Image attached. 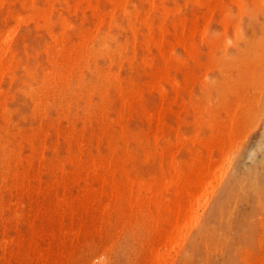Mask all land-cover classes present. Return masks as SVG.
<instances>
[{
  "label": "rangeland",
  "instance_id": "374dc122",
  "mask_svg": "<svg viewBox=\"0 0 264 264\" xmlns=\"http://www.w3.org/2000/svg\"><path fill=\"white\" fill-rule=\"evenodd\" d=\"M24 1L23 0H20V1L19 0H13V1L12 0H0V2H2V3H0V6L1 5L3 6V7L1 6V8H0V32H1V35H0L1 36L0 37V48H1L0 49V51H1L0 52V58H2V56H5L2 58V61L4 62V64L6 62L7 63L9 62L8 64L7 63L5 64V68H3L4 70H2V66H0V71H1L0 74L2 73V71L5 72V73H2L0 75V79H1L0 80V84H1L0 85V91L4 92V93L0 92L1 93L0 94V100H1L0 101V116H1L0 117V128H1L0 129V143H1L0 144V155H1L0 156V188L2 190V191L0 190V192L2 194V195H0V207H1L0 211L2 210L1 215H0L1 216L0 217V261H1L0 264H54V263H56V264H94V263L97 264L98 261L101 264V262L103 260L104 261L102 262V264H105V263L106 264H150L151 258H152L151 254L153 252H155L156 249L159 250V253L160 252L162 253V254L160 253L161 254L160 260H159L160 262L158 264H163V263L165 264V261H167L166 264H264V0H197V3H195L196 0H191L192 3L190 0H187V1L185 0V4H184V0H178V1L177 0H174V1L173 0H166V1L164 0L163 3L166 6L162 3L163 0H118V1L117 0H107V1L106 0H99V1L97 0V2H96V0H89V2L86 1L87 3L84 0L85 5H84V2H82V0L81 1L76 0L77 3L75 2V0H67V1L66 0H63V1L62 0H50V1H48V0H26L25 1L26 3ZM79 1H80V3H79ZM112 1H113V3H111ZM121 1L123 2L122 3L123 7L121 6L122 5ZM198 1H199V4H198ZM221 1H223V2H221ZM235 1L243 3L242 6L237 4ZM9 2H11V3L13 2V4H11ZM22 2L24 5H21ZM48 2H50V3H48ZM116 2H117V4H114ZM189 2H190V4H188ZM230 2H232V3H230ZM234 2L236 3V5H234L235 4ZM52 3H53V6H52ZM88 3H91L92 6H89ZM96 3H98L97 6H96ZM127 4H129L130 6ZM200 4H202V5H200ZM8 5H10V6H8ZM66 5L67 6L69 5V6L65 7ZM75 5H77V6L79 5V8ZM114 5H115V8L118 7L119 9H117V8L115 9ZM125 5H126V7H125ZM191 5H193V6H191ZM112 6H113V8H112ZM153 6H155V7H153ZM158 6H159V8H158ZM161 6H164L165 8L164 7L160 8ZM203 6H206V7H203ZM243 6H244V8H242ZM7 7L11 8V9L9 10V8H7ZM69 7H72V9ZM186 7H187V9H186ZM23 8L25 11L23 10ZM90 8L91 9L96 8V10L95 9L91 10ZM97 8H99V9H97ZM129 8H130V10H129ZM135 8L138 11V12H136V11L135 12L139 15H136V16L133 15V14H135V12L133 11ZM69 9H70V11H69ZM79 9L81 11L83 10V12H80ZM33 10L37 15L39 14V16L40 15L45 16V14H46L45 17H47V21L49 20L50 22L49 21L47 22L46 19H44L41 16L39 18V16L34 14ZM50 10L52 11V13ZM97 10H98V12H97ZM127 10L130 11V13H128ZM170 10H171V12H170ZM208 10L209 11L211 10V11L209 12ZM74 11H75V14H74ZM153 11L155 14L153 13ZM37 12H39V13H37ZM40 12L42 14H40ZM94 12H97L98 14L100 12L99 15H102V16H99L97 13H94ZM167 13H169V14H167ZM176 13L177 14L179 13V14L177 15ZM180 13H182V14H180ZM207 13H209V15H207ZM3 14H4V16H3ZM23 14H25V15L27 14V15L25 17H23L24 16ZM29 14H30V16H29ZM91 14H93L94 16ZM105 14H107L106 15L107 17H105ZM242 14H243V16H242ZM16 15H17V18H15ZM32 15H33L34 20H32L33 19ZM71 15L73 17H71ZM152 15H153V17H152ZM160 15H161V17H160ZM167 15H168V17H167ZM172 15H173V17H172ZM13 16H14V18H11ZM20 16L22 18H24L23 20L25 22L23 20H20L21 19ZM131 16L133 19L131 18ZM197 16H200V17H197ZM63 17L66 19H64ZM98 17L100 19H98ZM147 17H148V20H147ZM141 18H143L144 20L146 18L145 22ZM172 18L174 19L173 21H172ZM27 19H28V21L26 22ZM129 19H130V21L131 20L132 21L130 22ZM18 20H19V22H18ZM122 20L124 22H122ZM163 20H164V22H163ZM170 20L172 21V23H170ZM190 20H192V21L194 20L198 27L195 25L194 21L191 22ZM64 21H65V23H63ZM185 21H187L188 23ZM60 22L62 25H60ZM98 22H99V26H97ZM151 22H153V23H151ZM158 22H160V23H158ZM161 22H162V24H161ZM26 23H28V24L26 25ZM38 23L41 24V28L37 26V25H39ZM109 23H113V24L109 25ZM149 23H150V25H149ZM165 23H167V24H165ZM64 24H65V26H64ZM103 24H105V25H103ZM128 24L130 26H128ZM151 24L154 25L155 28ZM159 24L163 25L165 27H162ZM71 25H73V26L71 27ZM90 25H91V27H90ZM171 25L174 27H172ZM177 25H178V27H176ZM115 26H116V28H115ZM117 26H119L120 28L122 27V29H119V27H117ZM36 27H38V28H36ZM111 27H113V28H111ZM135 27H136V29H135ZM160 27L163 29H161ZM192 27H193V30L191 29ZM194 27L199 28L200 30H196V29H194ZM11 28H12V31H11ZM15 28H16V30H15ZM64 28H65V30H64ZM152 28H154L155 31ZM164 28L168 29L169 31L168 30L165 31ZM150 29L153 30L154 32L150 31ZM174 29L176 31H174ZM61 30L64 32L61 33L62 32ZM84 30H85V32H84ZM87 30H89L88 32L90 33V35H89V33H87ZM91 30H94L93 33H95V34H93ZM123 30H125V32ZM135 30L136 31L138 30V33ZM194 30H195V33H194ZM4 31H6V32L8 31L7 32L8 34ZM79 31H81V32L78 33ZM147 31L148 32L150 31V32L148 33ZM198 31H200V32H198ZM15 32H16V34H15ZM107 32H108V34H107ZM126 32H128V33H126ZM132 32L134 33V36H133ZM184 32L186 34H184ZM3 33L6 35V37ZM11 33L14 35L12 36ZM140 33L142 35H140ZM146 33H147V35H146ZM151 33L152 34L154 33V35H153L154 38L152 37ZM76 34H78V35H76ZM102 34L105 35V36H103L104 38H106V36H107L106 41H103V42L100 41V40H103L102 39L103 37H101ZM110 34H112L111 36L113 38L109 36ZM174 34L178 38H179L180 34H182L181 37L184 35L185 40H183L184 38H182L183 41H181V37H180V41H179V39L176 36L174 38ZM200 34L201 35L203 34V36H201ZM7 36L9 39L7 38ZM34 36H36V37H34ZM38 36H41V37H38ZM78 36H80V37H78ZM144 36H145V38H144ZM146 36H147V38L150 36L149 37L150 39L148 40L146 38ZM62 37L64 40L62 39ZM192 37L194 39H192ZM55 38H57L56 39L57 41L55 40ZM201 38H202V40H201ZM3 40H5V41H3ZM111 40H113L114 42ZM193 40H195V41H193ZM15 41H16V43H15ZM55 41L58 43H56ZM115 41H116V43H115ZM151 41H155V43L158 42L157 43L158 47H156L157 44H155L154 42L152 44ZM167 41H169V43ZM10 42H11V44H9ZM81 42H82V44H81L82 46L79 44ZM111 42H113V43H111ZM124 42L127 43L128 45L126 46V44ZM142 42H144V43H142ZM148 42H149V44H148ZM141 43H142V45H141ZM180 43L182 45H180ZM84 44H86V45H84ZM146 44H147V46H146ZM159 44L161 46H159ZM164 44H166V46ZM7 45L9 46V48L7 47ZM46 45H49V49H48V46L46 47ZM83 45H84V47H83ZM136 45H137V47H136ZM139 45H141V48L139 47ZM183 45H184V47H183ZM50 46H52V47H50ZM66 46H67V48H66ZM105 46H106V48H105ZM116 46H117V48H116ZM125 47H127V48H125ZM160 47H162V49ZM112 48H114V49H112ZM134 48H135V50H134ZM186 48H188V49H186ZM190 48H191V50H190ZM46 49H47V51H45ZM52 49H54V50H52ZM71 49L72 50L74 49V50L72 51ZM93 49L95 51H93ZM146 49H148V50L150 49L149 50L150 52H148V50H146ZM158 49H160V50H158ZM4 50H5V52H4ZM11 50H13V51H11ZM50 50H52V52ZM75 50H77V52H75L77 54L74 53ZM84 50H86V52H84ZM90 50H91V52H90ZM78 51H79V53H78ZM117 51H119V52H117ZM159 51H160V54H159ZM161 51H162V53H161ZM36 52H37V54H36ZM57 52L59 53V55ZM60 52L63 54H60ZM108 52H109V54H108ZM188 52L190 53V55ZM1 53L4 55H2ZM88 53H90V55H88ZM102 53H103V55H102ZM111 53H113V54L111 55ZM120 53H122V55ZM191 53H192V55H191ZM81 54H83V56ZM104 54L109 55L108 56L109 58L108 57L106 58L107 55H104ZM162 54L164 56L166 54L165 57H168V60ZM26 55L29 56V58H27ZM160 55H161V57H160ZM193 55H194V57H192ZM93 56L94 57L96 56L97 58H94ZM113 56L115 58H113ZM162 56H163V58H162ZM188 56H190V57H188ZM47 57H48V59H47ZM134 57H135V59L136 58H138V59H136V61H135ZM146 57H147V59H145ZM148 57L150 59L154 58V59H152L153 61L151 60L152 61L151 62L150 59H148ZM56 58L58 61L56 60ZM62 58H64V59L60 60ZM72 58H75L76 62L74 60H72ZM111 58H113L112 59L113 61L111 60ZM21 59H22V61H21ZM90 59H91V61H89ZM119 59L122 61V62L120 61L122 64L119 62ZM128 59H130V60H128ZM64 60H66V61L64 62ZM93 60L95 62H93ZM17 61H18V63L20 61V63L18 64ZM51 61L55 62V64ZM67 61H68L69 65L72 63V65H70L71 67H69V65L66 64ZM73 61H74V63H73ZM197 61H198V63H197ZM111 62H112V64H111ZM141 62H143V63H141ZM145 62H146V64H145ZM149 62L151 64H149ZM21 63H22V65H21ZM57 63L60 65H58ZM27 64H29V65H27ZM78 64H80V65H78ZM117 64H121V65H117ZM137 64H138V66H137ZM200 64L203 65L202 66L203 68H201ZM8 65H10V67ZM36 65H37V68H36ZM26 66H27V68H26ZM108 66H111V67L109 68ZM132 66H133V68H132ZM144 66H146V67H144ZM54 67L56 69H53ZM176 67H179V69ZM16 68H18V70ZM49 68H50V70H49ZM68 68H69V70H68ZM78 68L81 71L78 70ZM138 68H139V71H138ZM194 68H196V69L194 70ZM14 69L17 71H14ZM71 69L74 72H72ZM108 69L110 71H108ZM166 69L170 72H168ZM34 70L36 73H34ZM44 70L46 73L44 72ZM65 70H66V72H65ZM96 70L99 71V73ZM128 70H130L131 72ZM48 71L49 72L51 71L52 73L51 72L49 73ZM62 71H63V73H62ZM76 71H77V73H76ZM143 71L146 72L147 75L145 73H143ZM27 72H28V74H27ZM47 73H49V74H47ZM53 73H54V75H53ZM78 73L80 74L79 77H78ZM100 73H102V74L104 73L103 77L100 76L101 75ZM106 73L108 74L107 76H106ZM5 74H7V75H5ZM31 74H32V76H31ZM44 74H47L50 76H47V75L44 76ZM14 75H15V79H14ZM57 75H58V77H61V78L58 79ZM67 75H69V76H67ZM72 75H74V78ZM149 75H151V77H149ZM162 75H163V77L167 76V80H165L166 78H163ZM10 76H12V77H10ZM104 76L107 78L106 80H104L105 79ZM68 77H70L71 79ZM109 77H110V79H109ZM52 78H53V80H51ZM76 78H77V80H76ZM123 78H125V79H123ZM153 78L156 79L155 81H157V82H155L153 80ZM35 79H37L38 81ZM108 79H109V81H107ZM158 79L160 82L158 81ZM43 80H44L45 84L42 83ZM46 80H47V82H46ZM129 80H130V82H129ZM48 81H50V82H48ZM118 81L120 83H118ZM57 82L62 83V84H59ZM66 82H68V84H66ZM105 82L107 85L105 84ZM108 82L110 84L112 82V84H111L112 86L109 85ZM132 82L134 83V85ZM147 82H148V85H147ZM184 82H185V84H184ZM23 83H26V84H23ZM47 83H48L49 88L47 86ZM49 83L51 85L53 83V85H52L53 87L50 86ZM81 83H83V84L80 85ZM54 84H58V85H54ZM101 84H102V86H101ZM143 84L144 85L146 84L147 86L146 85L144 86ZM25 85H27V86H25ZM41 85L42 86L44 85L45 89H44V86L42 87ZM63 85L66 88H64ZM94 85H96V86H94ZM39 86L41 87V89ZM115 86L117 88L118 87L123 88L122 92H124V93L121 92V88L118 90H115L116 89ZM149 86H151V87H149ZM31 87H32V90H31ZM82 87H83V91L81 90ZM107 87H109V88H107ZM138 87H140L139 90H138ZM147 87H148L149 91H147ZM183 87H185V88H183ZM142 88H143V91H142ZM152 88H154V89H152ZM189 88L192 90V92ZM46 89H49V90H46ZM96 89L98 90L99 93L97 92ZM129 89H130V92H129ZM136 89L138 91H141V95H139L140 92H138ZM37 90H39V91H37ZM45 90L48 92L51 90L53 92V94L51 93V91H50V93L47 94V92H45ZM54 90H55V93H54ZM56 90H57V92H56ZM176 90H177V93H176ZM24 91H25V94H24ZM26 91H27V93H26ZM89 91L92 93L94 91H96V92H94L95 94L94 93L91 94ZM105 91H106V93L102 94V92H105ZM36 92L39 94H37ZM135 93H136V95H135ZM40 94L42 97L40 96ZM54 94H56V95H54ZM107 94H108V97H107ZM159 94L162 95L161 98L159 97V96H161ZM28 95H29V97H28ZM73 95H75V96H73ZM95 95L96 96L98 95V97H96ZM121 95L123 96L122 98H121ZM137 95L142 96L143 99H142V97L137 98ZM6 96L7 97L9 96V97L7 98ZM34 96H36L37 98ZM47 96L50 98H48ZM53 96H55V97H53ZM67 96L69 99L66 98ZM76 96L78 97V99ZM92 96H94V97H92ZM73 97H74V99H73ZM123 98L126 101L122 100ZM130 98H132L133 100L131 99V101H130ZM102 99H103V101H102ZM35 100H38V101L35 102ZM78 100H80V101H78ZM86 100H88V102ZM104 100H105V102H104ZM127 100H128V102H127ZM142 100H143V102H142ZM45 101H47V102H45ZM101 101H102V103L103 102L104 103L102 104ZM92 102H93V104H92ZM111 102L113 103V105ZM46 103H47L48 107H47ZM51 103L53 104L54 107L51 105ZM64 103H65V105H64ZM67 103H68V105H66ZM76 103L79 104V107H78V104H76ZM89 103H91V105ZM124 103H125V106H124ZM174 103H176V104L174 105ZM40 104H42V105H40ZM169 104H170V106H169ZM85 105H86V107H85ZM89 105H90V107H89ZM106 105H108V106L112 105V106L108 107ZM134 105H135V107H134ZM184 105H185V107H184ZM190 105H193V106H190ZM45 107H46V109H45ZM100 107H103L102 111L99 110V109H101ZM107 107L109 110L106 109ZM142 107L144 110H147V111H144L142 109ZM7 108H8V111L6 110ZM61 108H62V110H60ZM64 108H65V110H63ZM80 108H81V110H79ZM179 108H181V109H179ZM33 109H36V110H33ZM48 109H49V111H48ZM183 109H184V111H183ZM32 110L35 112H33ZM93 110H94V112H93ZM159 110H161L162 112L160 113ZM163 110H165L166 114L164 113ZM39 111L41 112L40 114L38 113ZM56 111H58V112H56ZM104 111H105V113H104ZM110 111H111V113H110ZM126 111L127 112L129 111V112L127 113ZM158 111H159V113H157ZM186 111L190 114H187ZM43 112L45 115H43ZM45 112L47 113V115ZM172 112H174V114ZM4 113L8 114V115H5ZM91 113H92V115H91ZM93 113H95V114H93ZM106 113H108V114H106ZM154 113H155V115L157 113V115L154 116L153 115ZM73 114H74L75 118L73 117ZM117 114H118V116H117ZM146 114H147V116H146ZM162 114H164L165 116H163ZM2 115H4V116H2ZM90 115H91V117H90ZM106 115L110 116V117L108 116L109 120L107 119ZM143 115H144V117H143ZM160 115H162L161 119H160ZM33 116H35V118ZM67 116L71 119L69 120V118ZM87 116L90 118H87ZM100 116H101V118H100ZM148 116H150V117L147 118ZM57 117H58V119H57ZM102 117H103V119H102ZM117 117H119V119H117ZM162 117L164 119H162ZM66 118H67V120H66ZM112 118H113V120H112ZM115 118L117 119V121L119 120V122H117ZM151 118L155 122L151 121L152 120ZM178 118L182 121H180ZM73 119L77 123L74 122ZM100 119L104 124H102V122H101V125H100ZM148 119H151V120H148ZM165 119H166V121H165ZM114 120H115V122H114ZM72 121L74 124L72 123ZM111 121H112V123H111ZM176 121L178 124L176 123ZM7 122H8V124H7ZM10 122L11 123L14 122V123L11 124ZM148 122L149 123L153 122V123L150 125ZM58 123H59V125H58ZM161 123H163V125ZM180 123L182 126L180 125ZM72 124L74 125L73 127H72ZM104 125H106L105 127H107V126L108 127L106 129H103V128H105ZM113 125H115V127ZM122 125H123V127H122ZM160 125L163 127H161ZM178 125H179V127H178ZM13 126H16V127H13ZM156 126H157V128H156ZM29 127H30V129L33 128V130H30ZM83 127H86V129L84 128L86 132L88 129L87 133H85V131L82 130ZM90 127H91V129H90ZM24 128H26V130H24ZM45 128H47V129H45ZM109 128H110V130L108 131ZM34 129H36V130H34ZM41 129H42L43 133L41 132ZM44 129L48 130V131L46 132ZM2 130H4V131H2ZM25 131H27L26 133H28V135H26V136H28L27 139L25 136V134H26ZM100 131H101V133H100ZM152 131H154V132L157 131L156 133H158V134L156 135V133L154 134ZM4 132H6L8 135L6 136V133H4ZM17 132H20V134ZM147 132H148V134H147ZM150 132H152V133H150ZM161 132L163 133V135ZM22 133H23V135H21ZM37 133H38V135L36 137ZM68 133L71 136V138L69 137V135H66ZM71 133L73 135V138H72ZM108 133L110 135H108ZM134 133H136V134H134ZM145 133H146V135H145ZM44 134H46V136ZM55 134H56V136H55ZM59 134L62 135L63 137L62 136L60 137ZM76 134H77L78 138H76ZM91 134H93V135L95 134V135L94 136L92 135L90 137ZM34 135L36 138L34 137ZM39 135H41V136H39ZM96 135L97 136L99 135V136L97 137ZM154 135H155V137H154ZM13 136H15V137H13ZM66 136H68V137H66ZM9 137H10V139H8ZM45 137H46V140H45ZM103 137H104V139H103ZM123 137H124L125 141L123 140ZM32 138H33V140H32ZM66 138H69V139H66ZM87 138H90V140ZM146 138H148V139L151 138V139L146 140ZM56 139L59 142H56L57 141ZM79 139H80V141H79ZM69 140L71 141L70 143H68ZM192 140L195 142H193ZM97 141H99V142H97ZM7 142H8V144H7ZM29 142H30V144H29ZM53 142L56 144L55 148H54ZM108 142L110 143V145L108 144ZM154 142H156V143H154ZM179 142H181L182 146L179 145L180 144ZM4 143H6L7 145H2ZM118 143H119V146H118ZM194 143H195V146H194ZM16 144H18V145H16ZM31 144H33L34 146ZM41 144L43 146V149H41L42 148ZM77 144H78V146H77ZM85 144H87V146ZM19 145L23 148H21ZM30 145H31V147H30ZM17 146H19L20 148ZM46 146H48V148H45ZM70 146H71V148H70ZM81 146L82 147L84 146V147L82 148ZM36 147L38 149H34ZM105 147H106V149H105ZM115 147H116V149H115ZM17 148H19V149H17ZM70 149H72V151ZM85 149H87L88 152ZM156 149H158V150L156 151ZM9 150L11 152L14 150L13 151L14 154H13V152L11 154V152ZM80 150H81V152H80ZM82 150H84V152ZM4 151H5V154L6 153L8 154L10 152L9 155H11V157H7L8 155L7 156L4 155ZM36 151H38V153L41 152L40 153L41 155L38 154ZM124 151H126V152H124ZM177 151H178V153H177ZM33 153H35V154H33ZM81 153H83V154H81ZM161 153L163 155L168 153V155L163 156ZM70 154H71V156H70ZM100 154H101V156L103 155V157H101ZM146 154H147V156H146ZM170 154H171V157H170ZM15 155L17 156V159H16ZM67 155L69 156L68 161L66 159V158H68ZM129 155H131V156H129ZM151 155L153 157H151ZM191 155L193 158L191 157ZM27 156H28V158L30 156V158L27 159L26 158ZM33 156H35V157H33ZM53 156H54V158H53ZM76 156H77V158H76ZM124 156H127L128 158L124 157ZM167 156L169 157V159ZM197 156L198 157L201 156V158L199 157V159H198ZM13 157L15 158V160H17V162L14 161ZM95 157H96V159H95ZM2 158H3V160H2ZM45 158L47 159V161ZM70 158H72V160H73L72 164H71L72 160ZM103 158H105V159H103ZM160 158H161V160H160ZM48 159L52 162H50ZM75 159H78V160H75ZM111 159H113V160H111ZM191 159H193L192 161H194L195 166L196 165L199 166L200 164L204 165V166L208 165L207 172L205 171L203 173V176H202V177H204V180H203V178L201 180L202 182H204V183H202L203 189L201 191V187H199V188H197L199 190H196V193H195L194 199L198 198V200H195L193 202V211H194L193 215L196 218L193 217L194 222L190 221V224L186 222L187 224L185 223L184 227L181 229L182 232L180 231V233H179L181 235L183 233V236H181L179 234H178L179 236L175 235L176 239H174V241L175 240L176 241L175 242L173 241L171 243V246H167L170 244L165 242V238H166L167 234L169 232L171 233V231H172L170 225L167 223V219H170V218L168 217L167 214L163 213L162 217L164 218V220L160 221L158 224L155 225V223L152 220L156 216V211H155L153 205L147 204L146 200H147V197H149V194L144 192V191L141 192V195L139 196V197H141V201L143 202V205H141L137 208V205L134 203V205H132V209H130L128 204H127V201H126L127 200L126 199L127 194H124L125 193V186H126V176H130V178L133 180L134 179L136 180V178H137V181L134 180V182H137V183L142 182V184H147V183L151 184V182H153L154 184L152 183L151 185H154L156 187V189H158L160 186L159 181H161L162 174L164 176L168 174L171 163L177 164V162H178L180 165H182V166L187 165L186 167H188V164L192 163V161L190 162ZM209 159L211 162L209 161ZM41 160H43V163L41 162ZM44 160H45V162H44ZM88 160H89V162H88ZM92 160H94V161H92ZM127 160H128V162H126ZM82 161H83V163H82ZM187 161L189 162L188 164H187ZM206 161H207V163H206ZM8 162H10L11 165ZM29 162L31 164L28 166L27 164ZM57 162H60V163H57ZM94 162H95V164H94ZM103 162H105V163L102 164ZM1 163L3 165L4 164H6V165L3 166V165H1ZM18 163L22 167L24 165L25 169L23 168L24 169L23 170L22 167L18 165ZM21 163H23V165ZM63 164H64V166H63ZM112 165H113V167H112ZM43 166H44V168H43ZM51 166H54L55 169L53 167L51 168ZM91 166H92V168H91ZM30 167H31V169H30ZM61 167L63 170L61 169ZM74 167H76L75 168L76 170L74 169ZM87 167L89 168L88 171H87ZM161 167L163 169H161ZM26 168H28V169L26 170ZM78 168H79V170L80 169L81 170L80 171L77 170ZM94 168H96V169H94ZM16 169L18 171H16ZM34 169H36V170L33 172ZM50 169H52V170L50 171ZM59 169H60V172H59ZM100 169L101 170L104 169V171H105V169H107V170L109 169L108 173L111 172V174H114V176H116V179H115V177H114V179L116 180V182L119 185V188H120L119 191L121 192V194L123 192L122 195L118 196V199L115 200L113 197V190L112 189L114 186H112L113 185L112 183L110 184V182H109L110 180L107 181V184L104 187V190H103L104 193L103 194L100 193L101 188H102V184L100 183V181L97 178L98 174L102 172ZM127 170L130 171V172L128 171L129 174H128ZM163 170H165V172ZM22 171L24 174H26V172L28 174H26V176L25 175L23 176ZM69 171L74 176L72 174H70ZM73 171L75 173H73ZM125 171L127 173H125ZM162 171H163V173H162ZM5 172H7V173H5ZM53 172L55 175L53 174ZM2 173L4 174V176ZM16 173H17V175H15ZM65 173H67V174H65ZM78 173H80L81 175ZM92 173L95 175H93ZM61 174H62V176H61ZM68 175H69L70 180L68 179ZM149 175L151 176V178ZM213 175H214V178H213ZM10 176L13 178V180L11 179ZM79 176H81V177H79ZM108 176H110V174ZM24 177H26V178H24ZM29 177L31 179H29ZM64 177L66 178V181H64L65 180ZM72 177L73 178L76 177V179L74 178V180H73ZM205 177L207 178V180ZM21 178H24V179H21ZM39 178H40V180H39ZM85 178L88 181H86ZM36 179H38V180H36ZM154 179L156 181L158 179L159 181L156 182ZM20 180H22V181H20ZM2 181L6 182V183H3ZM23 181H24L25 186L23 184ZM68 182H70V183H68ZM13 183H15V184L13 185ZM205 183L207 184L206 186H205ZM65 184L67 186H65ZM19 185H21V186H19ZM208 185H210L211 187L209 186L207 188ZM34 186H36V187H34ZM64 186H65V188H64ZM84 186H85V189H84ZM3 187H7L8 189L3 188ZM25 187L27 189L29 187L30 190L28 189L29 190L28 191ZM47 187H49V189ZM155 187H154V189H155ZM160 187L162 188V186H160ZM40 188H42V190ZM161 188H159L158 191H159V195L161 197L160 204L162 205V210H163L165 204L172 206V203L174 202V199H173L174 196H173L172 191L170 189H168L169 190L168 191L167 189H164V188L161 189ZM20 189H22V190H20ZM69 189H70V191H69ZM86 189L87 190L89 189V190L87 191ZM110 189L112 190V192ZM23 190H24V193L26 191L27 192L25 194H23ZM43 190H44V192H43ZM46 190H48V191L46 192ZM95 190H96V192H95ZM105 190H106V192H105ZM8 191L10 192L9 194H7ZM49 192H50V194H49ZM108 192H109V194H108ZM200 192H203V193L200 194ZM26 194H27V196H26ZM37 194H38V196H37ZM63 194L69 196L70 198L63 195ZM90 194H92V195H90ZM21 195H22V198L20 197ZM83 195H84V197H83ZM111 195H112V197H111ZM198 195H200V196H198ZM31 196H33V197H31ZM44 196H46V197L44 198ZM109 196L111 199H109ZM18 197L20 198L19 200H18ZM27 197H28V199H27ZM37 197H38V200H37ZM56 198H58V199H56ZM59 198H60V200H59ZM86 198H88V199H86ZM92 198L95 200V202ZM99 198H100V200H99ZM54 199H55V201H54ZM64 199H66V200H64ZM166 199H167V201H166ZM203 199H204V201H203ZM70 200H72L71 202H73V203H70ZM90 200H91V202H90ZM28 202H29V204H28ZM33 202H36V203H33ZM62 203H63V205H62ZM83 203H85V204H83ZM23 204H24V207H23ZM40 204L42 207L39 206ZM86 204L88 207L86 206ZM30 205H31V208H30ZM56 205H58V206H56ZM71 205H72V207H71ZM9 206H11V207L9 208ZM148 206H150V207H148ZM59 207H60V209H58ZM194 207H195V209H194ZM63 208L65 211L63 210ZM196 208H197V210H196ZM71 209H72V211H71ZM141 209H142V211H141ZM39 210H41V211H39ZM47 210H48V215H47ZM21 211H23V213ZM63 211H64L65 215H64ZM70 212H72V213H70ZM130 212H132L133 215H132V213L129 214ZM82 213H83V215H82ZM14 214H16V215H14ZM48 216H50V217H48ZM136 216H138V217H136ZM9 217H11V218H9ZM46 217H47V221H46ZM32 218H34V219L32 220ZM49 218H50V220H49ZM96 218H97V220H96ZM4 220H6V221L4 222ZM16 220H18V222H17L18 224L16 223ZM32 223H33V225H32ZM50 224H52V225H50ZM123 224L125 227L123 226ZM2 225H4V226H2ZM27 225H29V226H27ZM72 226H73V230H72ZM96 226H97V228H96ZM188 226H189V228L187 229ZM33 227H35V228H33ZM100 227H101V229H100ZM77 228L79 229L78 231H77ZM190 228H192V229H190ZM31 229H33V230H31ZM51 229H53V230H51ZM150 229H151V231H150ZM160 229H161V231H160ZM21 230H22V232H21ZM148 230L150 232H148ZM32 231L34 233H32ZM69 231H71V232H69ZM53 232H55V233H53ZM63 234L65 235V237ZM149 235H150V237H149ZM31 236H33V237H31ZM53 237H54V239H53ZM100 237H101V239H100ZM178 237H181V238L178 239ZM185 237H186V240H185ZM30 238H32V239H30ZM13 239H15V240H13ZM77 239H79V240H77ZM177 240L178 241L180 240L181 242L178 243ZM11 241H13V242H11ZM138 241H139V243H138ZM141 241H142V243H141ZM4 242H5V244H4ZM72 242H73V244H71ZM142 244H143V246H142ZM164 244H166L167 248H165L166 246ZM20 245H22V246H20ZM57 245H59V246H57ZM148 245L150 246V248ZM2 246H3V248H2ZM157 246L158 247L160 246V248H162V249L160 250ZM161 246H163V247H161ZM177 246H179V247H177ZM142 248H143V250H142ZM61 249H63V251ZM44 250H45V252H44ZM169 250H170V253H169ZM28 252H29V254H28ZM61 252H63V253H61ZM103 252H105V254ZM166 252H167V254H166ZM147 253H149V254H147ZM162 255L165 257H163ZM27 256H28V258H27ZM98 256H99V258H98ZM167 256L168 257L171 256V257H169L170 259L166 258ZM11 257L13 258L12 260L10 259ZM19 257H20V259H19ZM38 257H40V258H38ZM45 258H47V259H45ZM51 258H53V259H51ZM146 258L149 259L150 262H149V260H146ZM97 259H98V261H97Z\"/></svg>",
  "mask_w": 264,
  "mask_h": 264
},
{
  "label": "bare ground",
  "instance_id": "6f19581e",
  "mask_svg": "<svg viewBox=\"0 0 264 264\" xmlns=\"http://www.w3.org/2000/svg\"><path fill=\"white\" fill-rule=\"evenodd\" d=\"M12 1H13V0H12ZM19 1H20V0H19ZM23 1H24V0H23ZM25 1H26V0H25ZM25 1H24V2H25ZM48 1H50V0H48ZM62 1H63V0H62ZM66 1H67V0H66ZM77 1H78V0H77ZM80 1H81V0H80ZM80 1H79V3H80ZM86 1L89 2V0H85V2H86ZM98 1H99V0H98ZM106 1H107V0H106ZM106 1H105V2H106ZM117 1H118V0H117ZM165 1H166V0H165ZM173 1H174V0H173ZM177 1H178V0H177ZM186 1H187V0H186ZM190 1H191V0H190ZM34 2H35V1H34ZM69 2H70V1H69ZM75 2H76V0H75ZM82 2H84V0H82ZM82 2H81V3H82ZM85 2H84V5H85ZM87 2H86V3H87ZM96 2H97V0H96ZM160 2H161V1H160ZM163 2H164V0L162 1V3H163ZM193 2H194V1H193ZM221 2H223V1H221ZM235 2H236L237 4H239V5H241V6H242V4H243V3H241V2H237V1H235ZM235 2H234V3H235ZM0 3H2V2H0ZM9 3H11V2H9ZM25 3H26V2H25ZM48 3H50V2H48ZM76 3H77V2H76ZM79 3H78V4H79ZM103 3H104V2H103ZM111 3H113V1H112ZM122 3H123V2L121 1V4H122ZM124 3H125V2H124ZM155 3H156V2H155ZM191 3H192V1H191ZM195 3H197V0H196ZM227 3H228V2H227ZM230 3H232V2H230ZM236 3H235L234 5H236ZM11 4H13V2H12ZM11 4H10V5H11ZM67 4H68V3H67ZM74 4H75V3H74ZM88 4H89V6H92L91 3H88ZM97 4H98V3H96V6H97ZM114 4H117V2L114 3ZM129 4H130V3H129ZM129 4H127V5H129ZM144 4H145V3H144ZM163 4H164V3H163ZM163 4H162V5H163ZM174 4H175V3H174ZM184 4H185V0H184ZM188 4H190V2H189ZM198 4H199V1H198ZM228 4H229V3H228ZM3 5H4V4H3ZM10 5H8V6H10ZM21 5H24L23 2H22ZM62 5H63V4H62ZM80 5H81V4H80ZM104 5H105V4H104ZM112 5H113V4H112ZM152 5H153V4H152ZM154 5H155V4H154ZM164 5H165V4H164ZM200 5H202V4H200ZM203 5H204V4H203ZM239 5H238V6H239ZM1 6H2V5H1ZM1 6H0V8H1ZM12 6H13V5H12ZM52 6H53V3H52ZM68 6H69V5H68ZM68 6L66 5L65 7H68ZM70 6H71V5H70ZM75 6H77V5H75ZM75 6H74V7H75ZM82 6H83V5H82ZM119 6H120V5H119ZM121 6L123 7V4H122ZM129 6H130V5H129ZM165 6H166V5H165ZM167 6H168V5H167ZM191 6H193V5H191ZM196 6H197V5H196ZM241 6H240V7H241ZM2 7H3V6H2ZM34 7H35V6H34ZM77 7L79 8V5H78ZM94 7H95V6H94ZM122 7H121V8H122ZM125 7H126V5H125ZM135 7H136V6H135ZM141 7H142V6H141ZM153 7H155V6H153ZM162 7H164V6H161L160 8H162ZM199 7H200V6H199ZM203 7H206V6H203ZM245 7H246V6H245ZM7 8H9V7H7ZM38 8H39V7H38ZM51 8H52V7H51ZM69 8L72 9V7H69ZM86 8H87V7H86ZM112 8H113V6H112ZM114 8H115V5H114ZM116 8L119 9L118 7H116ZM116 8H115V9H116ZM158 8H159V6H158ZM164 8H165V7H164ZM164 8H163V9H164ZM169 8H170V7H169ZM180 8H181V7H180ZM242 8H244V6H243ZM242 8H241V9H242ZM10 9H11V8H9V10H10ZM21 9H22V8H21ZM33 9H34V8H33ZM67 9H68V8H67ZM87 9H88V8H87ZM90 9H91V8H90ZM92 9H93V8H92ZM92 9H91V10H92ZM94 9L96 10V8H94ZM94 9H93V10H94ZM97 9H99V8H97ZM124 9H125V8H124ZM186 9H187V7H186ZM5 10H6V9H5ZM9 10H8V11H9ZM23 10H24V8H23ZM76 10H77V9H76ZM79 10H80V9H79ZM84 10H85V9H84ZM101 10H102V9H101ZM101 10H100V11H101ZM112 10H113V9H112ZM122 10H123V9H122ZM129 10H130V8H129ZM138 10H139V9H138ZM155 10H156V9H155ZM155 10H154V11H155ZM24 11H25V10H24ZM26 11H27V10H26ZM38 11H39V10H38ZM44 11H45V10H44ZM50 11H51V10H50ZM67 11H68V10H67ZM69 11H70V9H69ZM105 11H106V10H105ZM113 11H114V10H113ZM113 11H112V12H113ZM127 11H128V10H127ZM133 11H134V12H135V11L138 12V11L136 10V8H135ZM142 11H143V10H142ZM154 11H153V13H154ZM166 11H167V10H166ZM208 11H209V10H208ZM210 11H211V10H210ZM210 11H209V12H210ZM212 11H213V10H212ZM3 12H4V11H3ZM10 12H11V11H10ZM33 12H34V10H33ZM80 12H83V10H82V11L80 10ZM85 12H86V11H85ZM92 12H93V11H92ZM97 12H98V10H97ZM97 12H94V13H97ZM103 12H104V11H103ZM103 12H102V13H103ZM136 12H135V14H133V15H135V16H136V15H139V14H137ZM151 12H152V11H151ZM162 12H163V11H162ZM170 12H171V10H170ZM176 12H177V11H176ZM198 12H199V11H198ZM14 13H15V12H14ZM37 13H39V12H37ZM44 13H45V12H44ZM51 13H52V11H51ZM94 13H93V14H94ZM102 13H101V14H102ZM113 13H114V12H113ZM123 13H124V12H123ZM128 13H130V11H128ZM128 13H127V14H128ZM139 13H140V12H139ZM158 13H159V12H158ZM184 13H185V12H184ZM186 13H187V12H186ZM205 13H206V12H205ZM27 14H28V13H27ZM27 14H26V15H27ZM34 14H36V13L34 12ZM40 14H42V13L40 12ZM74 14H75V11H74ZM83 14H84V13H83ZM83 14H82V15H83ZM93 14H91V15H93ZM97 14H98V13H97ZM99 14H100V12H99ZM99 14H98V15H99ZM154 14H155V13H154ZM167 14H169V13H167ZM176 14H177V13H176ZM178 14H179V13H178ZM178 14H177V15H178ZM180 14H182V13H180ZM12 15H13V14H12ZM18 15H19V14H18ZM21 15H22V14H21ZM23 15H24L23 17L26 16L25 14H23ZM36 15H37V14H36ZM72 15H73V14H72ZM72 15H71V17H73ZM106 15H107V14H105V17H107ZM113 15H114V14H113ZM125 15H126V14H125ZM128 15H129V14H128ZM128 15H127V16H128ZM173 15H174V14H173ZM173 15H172V17H173ZM200 15H201V14H200ZM207 15H209V13H207ZM3 16H4V14H3ZM29 16H30V14H29ZM37 16H39V14H38ZM40 16L43 17L44 19H46V21H47V17H45L46 14H45V16H44V15H43V16L40 15ZM40 16H39V18H40ZM48 16H49V15H48ZM75 16H76V15H75ZM86 16H87V15H86ZM93 16H94V15H93ZM99 16H102V15H99ZM158 16H159V15H158ZM164 16H165V15H164ZM203 16H204V15H203ZM203 16H202V17H203ZM242 16H243V14H242ZM20 17H21V16H20ZM35 17H36V16H35ZM76 17H77V16H76ZM82 17H83V16H82ZM103 17H104V16H103ZM112 17H113V16H112ZM115 17H116V16H115ZM125 17H126V16H125ZM128 17H129V16H128ZM128 17H127V18H128ZM142 17H143V16H142ZM152 17H153V15H152ZM160 17H161V15H160ZM160 17H159V18H160ZM167 17H168V15H167ZM174 17H175V16H174ZM197 17H200V16H197ZM11 18H14V16L11 17ZM15 18H17V15H16ZM32 18H33V15H32ZM36 18H37V17H36ZM50 18H51V17H50ZM63 18H64V17H63ZM67 18H68V17H67ZM101 18H102V17H101ZM131 18H132V16H131ZM131 18H130V19H131ZM143 18H144V17H143ZM143 18H141V19L144 20ZM4 19H5V18H4ZM7 19H8V18H7ZM23 19H24V18L21 17L20 20H23ZM64 19H66V18H64ZM85 19H86V18H85ZM94 19H95V18H94ZM96 19H97V18H96ZM98 19H100V18L98 17ZM102 19H103V18H102ZM102 19H101V20H102ZM104 19H105V18H104ZM130 19H129V21H130ZM132 19H133V18H132ZM152 19H153V18H152ZM198 19H199V18H198ZM2 20H3V19H2ZM14 20H15V19H14ZM32 20H34V18H33ZM42 20H43V19H42ZM58 20H59V19H58ZM82 20H83V19H82ZM86 20H87V19H86ZM91 20H92V19H91ZM113 20H114V19H113ZM145 20H146V18H145ZM145 20H144V22H145ZM147 20H148V17H147ZM155 20H156V19H155ZM158 20H159V19H158ZM173 20H174V19L172 18V21H173ZM3 21H4V20H3ZM23 21H24V20H23ZM23 21H22V22H23ZM27 21H28V19L26 20V22H27ZM43 21H44V20H43ZM43 21H42V22H43ZM46 21H45V22H46ZM48 21H49V20H48ZM48 21H47V22H48ZM66 21H67V20H66ZM70 21H71V20H70ZM80 21H81V20H80ZM87 21H88V20H87ZM97 21H98V20H97ZM97 21H96V22H97ZM107 21H108V20H107ZM110 21H111V20H110ZM120 21H121V20H120ZM131 21H132V20H131ZM131 21H130V22H131ZM140 21H141V20H140ZM159 21H160V20H159ZM172 21L170 20V23H172ZM183 21H184V20H183ZM190 21L193 22L194 20H193V21L190 20ZM12 22H13V21H12ZM15 22H16V21H15ZM18 22H19V20H18ZM18 22H17V23H18ZM22 22H21V23H22ZM24 22H25V21H24ZM49 22H50V21H49ZM94 22H95V21H94ZM100 22H101V21H100ZM116 22H117V21H116ZM122 22H124V21L122 20ZM141 22H142V21H141ZM149 22H150V21H149ZM163 22H164V20H163ZM185 22H187V21H185ZM194 22H195V21H194ZM7 23H8V22H7ZM17 23H16V24H17ZM28 23H29V22H28ZM28 23H26V25H27ZM43 23H44V22H43ZM63 23H65V21H64ZM86 23H87V22H86ZM105 23H106V22H105ZM113 23H114V22H113ZM113 23H109V25H110V24L112 25ZM133 23H134V22H133ZM135 23H136V22H135ZM151 23H153V22H151ZM158 23H160V22H158ZM180 23H181V22H180ZM187 23H188V22H187ZM1 24H2V23H1ZM38 24H39V23H38ZM48 24H49V23H48ZM50 24H51V23H50ZM96 24H97V23H96ZM114 24H115V23H114ZM130 24H131V23H130ZM161 24H162V22H161ZM163 24H164V23H163ZM165 24H167V23H165ZM185 24H186V23H185ZM190 24H191V23H190ZM192 24H193V23H192ZM54 25H55V24H54ZM58 25H59V24H58ZM60 25H62L61 22H60ZM69 25H70V24H69ZM73 25H74V24H73ZM73 25H71V27H72ZM103 25H105V24H103ZM118 25H119V24H118ZM131 25H132V24H131ZM147 25H148V24H147ZM149 25H150V23H149ZM149 25H148V26H149ZM151 25H152V24H151ZM159 25H160V24H159ZM159 25H158V26H159ZM168 25H169V24H168ZM168 25H167V26H168ZM179 25H180V24H179ZM195 25H196V22H195ZM4 26H5V25H4ZM37 26L41 28V24H39V25H37ZM48 26H49V25H48ZM64 26H65V24H64ZM67 26H68V25H67ZM82 26H83V25H82ZM92 26H93V25H92ZM97 26H99V22H98V25H97ZM128 26H130V25L128 24ZM152 26L154 27V25H152ZM156 26H157V25H156ZM160 26L165 27V26H163V25H160ZM167 26H166V27H167ZM169 26H170V25H169ZM171 26H172V25H171ZM184 26H185V25H184ZM184 26H183V27H184ZM188 26H189V25H188ZM192 26H193V25H192ZM196 26H197V25H196ZM199 26H200V25H199ZM11 27H12V26H11ZM38 27H36V28H38ZM50 27H51V26H50ZM62 27H63V26H62ZM71 27H70V28H71ZM90 27H91V25H90ZM95 27H96V26H95ZM95 27H94V28H95ZM113 27H114V26H113ZM113 27H111V28H113ZM117 27H119V26H117ZM132 27H133V26H132ZM145 27H146V26H145ZM172 27H174V26H172ZM176 27H178V25H177ZM197 27H198V26H197ZM12 28H13V27H12ZM12 28H11V31H12ZM79 28H80V27H79ZM86 28H87V27H86ZM115 28H116V26H115ZM133 28H134V27H133ZM133 28H132V29H133ZM154 28H155V27H154ZM154 28H152V29H154ZM160 28H161V27H160ZM2 29H3V28H2ZM62 29H63V28H62ZM66 29H67V28H66ZM87 29H88V28H87ZM119 29H122V27H121V28L119 27ZM135 29H136V27H135ZM138 29H139V28H138ZM161 29H163V28H161ZM164 29H165V28H164ZM191 29L193 30V27H192ZM194 29H196V30H200L199 28H195V27H194ZM6 30H7V29H6ZM15 30H16V28H15ZM48 30H49V29H48ZM64 30H65V28H64ZM79 30H80V29H79ZM109 30H110V29H109ZM133 30H134V29H133ZM148 30H149V29H148ZM158 30H159V29H158ZM167 30H168V29H165V31H167ZM11 31H10V32H11ZM35 31H36V30H35ZM40 31H41V30H40ZM42 31H43V30H42ZM61 31H62V30H61ZM88 31H89V30H87V33H89ZM91 31H92V33H93L94 30H91ZM91 31H90V32H91ZM102 31H103V30H102ZM123 31L125 32V30H123ZM135 31H136V30H135ZM150 31L154 32L155 29H154V31L150 29ZM150 31H149V32H150ZM160 31H161V30H160ZM168 31H169V30H168ZM174 31H176V30L174 29ZM183 31H184V30H183ZM190 31H191V30H190ZM4 32H6V31H4ZM7 32H8V31H7ZM7 32H6V33H7ZM37 32H38V31H37ZM63 32H64V31H62L61 33H63ZM80 32H81V31H79L78 33H80ZM84 32H85V30H84ZM119 32H120V31H119ZM133 32H134V31H133ZM133 32H132V33H133ZM136 32L138 33V30H137ZM143 32H144V31H143ZM147 32H148V31H147ZM149 32H148V33H149ZM161 32H162V31H161ZM161 32H160V33H161ZM185 32H186V31H185ZM185 32H184V34H186ZM198 32H200V31H198ZM12 33H13V32H12ZM12 33H11V34H12ZM50 33H51V32H50ZM73 33H74V32H73ZM126 33H128V32H126ZM137 33H136V34H137ZM160 33H159V34H160ZM171 33H172V32H171ZM174 33H175V32H174ZM194 33H195V30H194ZM3 34H4V33H3ZM7 34H8V33H7ZM15 34H16V32H15ZM54 34H55V33H54ZM83 34H84V33H83ZM93 34H95V33H93ZM107 34H108V32H107ZM118 34H119V33H118ZM136 34H135V35H136ZM143 34H144V33H143ZM151 34H152V33H151ZM165 34H166V33H165ZM168 34H169V33H168ZM177 34H178V33H177ZM0 35H1V32H0ZM4 35H5V34H4ZM13 35H14V34H12V36H13ZM49 35H50V34H49ZM70 35H71V34H70ZM74 35H75V34H74ZM76 35H78V34H76ZM80 35H81V34H80ZM84 35H85V34H84ZM86 35H87V34H86ZM89 35H90V33H89ZM91 35H92V34H91ZM111 35H112V34H110L109 36L112 37ZM140 35H142V34L140 33ZM146 35H147V33H146ZM153 35H154V33L152 34V37H153ZM181 35H182V34H180V36L178 35V36H179V38H178V37L174 34V38H175V36H176V37L179 39V41H180V37H181ZM200 35H201V34H200ZM10 36H11V35H10ZM41 36H42V35H41ZM41 36H38V37H41ZM47 36H48V35H47ZM103 36H105V35L102 34L101 37H103ZM133 36H134V33H133ZM158 36H159V35H158ZM160 36H161V35H160ZM169 36H170V35H169ZM172 36H173V35H172ZM201 36H203V34H202ZM0 37H1V36H0ZM5 37H6V35H5ZM34 37H36V36H34ZM49 37H50V36H49ZM51 37H52V36H51ZM56 37H57V36H56ZM78 37H80V36H78ZM84 37H85V36H84ZM91 37H92V36H91ZM128 37H129V36H128ZM149 37H150V36H149ZM149 37L147 38V36H146V38H147L148 40L150 39ZM7 38H8V36H7ZM67 38H68V37H67ZM71 38H72V37H71ZM112 38H113V37H112ZM112 38H111V39H112ZM144 38H145V36H144ZM153 38H154V37H153ZM155 38H156V37H155ZM158 38H159V37H158ZM160 38H161V37H160ZM182 38H184V35L181 37V41L185 40V38H184L183 40H182ZM2 39H3V38H2ZM8 39H9V38H8ZM10 39H11V38H10ZM56 39H57V38H55V40H56ZM62 39H63V37H62ZM69 39H70V38H69ZM85 39H86V38H85ZM92 39H93V38H92ZM102 39H103V40H100V39H99V40L102 41V42H103V41H106L107 36H106V38L103 37ZM114 39H115V38H114ZM114 39H113V40H114ZM125 39H126V38H125ZM192 39H194V38L192 37ZM24 40H25V39H24ZM46 40H47V39H46ZM53 40H54V39H53ZM60 40H61V39H60ZM63 40H64V39H63ZM70 40H71V39H70ZM113 40H111V41H113ZM126 40H127V39H126ZM148 40H147V41H148ZM151 40H152V39H151ZM154 40H155V39H154ZM157 40H158V39H157ZM174 40H175V39H174ZM201 40H202V38H201ZM3 41H5V40H3ZM56 41H57V40H56ZM56 41H55V42H56ZM108 41H109V40H108ZM129 41H130V40H129ZM138 41H139V40H138ZM140 41H141V40H140ZM145 41H146V40H145ZM164 41H165V40H164ZM170 41H171V40H170ZM193 41H195V40H193ZM1 42H2V41H1ZM64 42H65V41H64ZM78 42H79V41H78ZM113 42H114V41H113ZM113 42H111V43H113ZM133 42H134V41H133ZM153 42L155 43V41H151L152 44H153ZM167 42L169 43V41H167ZM172 42H173V41H172ZM177 42H178V41H177ZM5 43H6V42H5ZM15 43H16V41H15ZM46 43H47V42H46ZM56 43H58V42H56ZM59 43H60V42H59ZM65 43H66V42H65ZM115 43H116V41H115ZM124 43H125V42H124ZM128 43H129V42H128ZM142 43H144V42H142ZM142 43H141V45H142ZM157 43H158V42H157ZM157 43H155V44H157ZM163 43H164V42H163ZM168 43H167V44H168ZM181 43H182V42H181ZM181 43H180V45L183 44V43H182V44H181ZM195 43H196V42H195ZM203 43H204V42H203ZM3 44H4V43H3ZM9 44H11V42H10ZM73 44H74V43H73ZM79 44L81 45L82 42L79 43ZM88 44H89V43H88ZM100 44H101V43H100ZM106 44H107V43H106ZM122 44H123V43H122ZM125 44H126V46L128 45L127 43H125ZM125 44H124V45H125ZM136 44H137V43H136ZM148 44H149V42H148ZM59 45H60V44H59ZM62 45H63V44H62ZM84 45H86V44H84ZM84 45H83V47H84ZM98 45H99V44H98ZM107 45H108V44H107ZM107 45H106V46H107ZM116 45H117V44H116ZM118 45H119V44H118ZM132 45H133V44H132ZM134 45H135V44H134ZM141 45H139L140 48H141ZM164 45L166 46V44H164ZM173 45H174V44H173ZM194 45H195V44H194ZM47 46H48V49H49V45H46V47H47ZM54 46H55V45H54ZM54 46H53V47H54ZM60 46H61V45H60ZM73 46H74V45H73ZM78 46H79V45H78ZM78 46H77V47H78ZM81 46H82V45H81ZM93 46H94V45H93ZM93 46H92V47H93ZM99 46H100V45H99ZM99 46H98V47H99ZM106 46H105V48H106ZM146 46H147V44H146ZM153 46H154V45H153ZM159 46H161V45L159 44ZM2 47H3V46H2ZM4 47H5V46H4ZM7 47L9 48L8 45H7ZM12 47H13V46H12ZM50 47H52V46H50ZM55 47H56V46H55ZM69 47H70V46H69ZM121 47H122V46H121ZM121 47H120V48H121ZM136 47H137V45H136ZM156 47H158V44L156 45ZM183 47H184V45H183ZM186 47H187V46H186ZM63 48H64V47H63ZM66 48H67V46H66ZM71 48H72V47H71ZM74 48H75V47H74ZM87 48H88V47H87ZM90 48H91V47H90ZM94 48H95V47H94ZM103 48H104V47H103ZM116 48H117V46H116ZM125 48H127V47H125ZM160 48L162 49V47H160ZM0 49H1V48H0ZM5 49H6V48H5ZM55 49H56V48H55ZM59 49H60V48H59ZM75 49H76V48H75ZM88 49H89V48H88ZM99 49H100V48H99ZM112 49H114V48H112ZM123 49H124V48H123ZM186 49H188V48H186ZM2 50H3V49H2ZM16 50H17V49H16ZM52 50H54V49H52ZM52 50H50V51L52 52ZM60 50H61V49H60ZM69 50H70V49H69ZM71 50H72V49H71ZM73 50H74V49H73ZM73 50H72V51H73ZM77 50H78V49H77ZM77 50H75L74 53L77 52ZM80 50H81V49H80ZM80 50H79V51H80ZM82 50H83V49H82ZM109 50H110V49H109ZM118 50H119V49H118ZM134 50H135V48H134ZM144 50H145V49H144ZM146 50H148V49H146ZM149 50H150V49H149ZM149 50H148V52H150ZM158 50H160V49H158ZM190 50H191V48H190ZM11 51H13V50H11ZM41 51H42V50H41ZM45 51H47V49H46ZM45 51H44V52H45ZM67 51H68V50H67ZM79 51H78V53H79ZM93 51H95V50L93 49ZM100 51H101V50H100ZM105 51H106V50H105ZM152 51H153V50H152ZM0 52H1V51H0ZM4 52H5V50H4ZM4 52H3V53H4ZM26 52H27V51H26ZM63 52H64V51H63ZM70 52H71V51H70ZM84 52H86V50H84ZM90 52H91V50H90ZM117 52H119V51H117ZM122 52H123V51H122ZM134 52H135V51H134ZM10 53H11V52H10ZM13 53H14V52H13ZM28 53H29V52H28ZM38 53H39V52H38ZM46 53H47V52H46ZM57 53H58V52H57ZM93 53H94V52H93ZM99 53H100V52H99ZM161 53H162V51H161ZM166 53H167V52H166ZM186 53H187V52H186ZM188 53H189V52H188ZM1 54H2V53H1ZM26 54H27V53H26ZM36 54H37V52H36ZM49 54H50V53H49ZM60 54H63V53L60 52ZM75 54H77V53H75ZM83 54H84V53H83ZM83 54H81V55L83 56ZM86 54H87V53H86ZM108 54H109V52H108ZM112 54H113V53H111V55H112ZM115 54H116V53H115ZM117 54H118V53H117ZM120 54L122 55V53H120ZM120 54H119V55H120ZM159 54H160V51H159ZM193 54H194V53H193ZM2 55H4V54H2ZM10 55H11V54H10ZM58 55H59V53H58ZM58 55H57V56H58ZM88 55H90V53H88ZM94 55H95V54H94ZM102 55H103V53H102ZM104 55H107V54H104ZM143 55H144V54H143ZM150 55H151V54H150ZM162 55H163V54H162ZM189 55H190V53H189ZM191 55H192V53H191ZM194 55H195V54H194ZM194 55H193L192 57H194ZM7 56H8V55H7ZM13 56H14V55H13ZM13 56H12V57H13ZM26 56H27V55H26ZM47 56H48V55H47ZM84 56H85V55H84ZM100 56H101V55H100ZM108 56H109V55H107L106 58H107ZM146 56H147V55H146ZM163 56H164V55H163ZM163 56H162V58H163ZM165 56H166V54H165ZM165 56H164V57H165ZM196 56H197V55H196ZM3 57H5V56H2V58H3ZM9 57H10V56H9ZM9 57H8V58H9ZM34 57H35V56H34ZM34 57H33V58H34ZM55 57H56V56H55ZM55 57H54V58H55ZM61 57H62V56H61ZM64 57H65V56H64ZM93 57H94V56H93ZM103 57H104V56H103ZM121 57H122V56H121ZM155 57H156V56H155ZM160 57H161V55H160ZM188 57H190V56H188ZM2 58H0V66H2V70H4L3 68H5V64H6L7 62L4 64V62L2 61ZM13 58H14V57H13ZM13 58H12V59H13ZM27 58H29V56H27ZM36 58H37V57H36ZM58 58H59V57H58ZM83 58H84V57H83ZM89 58H90V57H89ZM94 58H97V57L95 56ZM94 58H93V59H94ZM98 58H99V57H98ZM104 58H105V57H104ZM104 58H103V59H104ZM108 58H109V57H108ZM113 58H115V57L113 56ZM113 58H111V60H112ZM116 58H117V57H116ZM132 58H133V57H132ZM165 58H167V60H168V57H165ZM165 58H164V59H165ZM186 58H187V57H186ZM198 58H199V57H198ZM19 59H20V58H19ZM47 59H48V57H47ZM50 59H51V58H50ZM63 59H64V58H62V59H60V60H63ZM66 59H67V58H66ZM70 59H71V58H70ZM80 59H81V58H80ZM101 59H102V58H101ZM123 59H124V58H123ZM134 59H135V57H134ZM136 59H138V58H136ZM136 59H135V61H136ZM142 59H143V58H142ZM145 59H147V57H146ZM148 59H150V58L148 57ZM152 59H154V58H152ZM152 59H150V61H151ZM158 59H159V58H158ZM189 59H190V58H189ZM193 59H194V58H193ZM26 60H27V59H26ZM56 60H57V58H56ZM56 60H55V61H56ZM72 60L75 61L76 59H75V58H72ZM107 60H108V59H107ZM107 60H106V61H107ZM124 60H125V59H124ZM126 60H127V59H126ZM128 60H130V59H128ZM165 60H166V59H165ZM190 60H191V59H190ZM5 61H6V60H5ZM8 61H9V60H8ZM10 61H11V60H10ZM15 61H16V60H15ZM21 61H22V59H21ZM48 61H49V60H48ZM57 61H58V60H57ZM57 61H56V62H57ZM65 61H66V60H64V62H65ZM74 61H73V63H74ZM89 61H91V59H90ZM98 61H99V60H98ZM112 61H113V60H112ZM120 61H121V60L119 59V62H120ZM142 61H143V60H142ZM145 61H146V60H145ZM152 61H153V60H152ZM152 61H151V62H152ZM191 61H192V60H191ZM49 62H50V61H49ZM51 62H53V61H51ZM60 62H61V61H60ZM60 62H59V63H60ZM75 62H76V61H75ZM93 62H95V61L93 60ZM121 62H122V61H121ZM121 62H120V63H121ZM164 62H165V61H164ZM195 62H196V61H195ZM8 63H9V62H8ZM8 63H7V64H8ZM17 63H18V61H17ZM19 63H20V61H19ZM19 63H18V64H19ZM37 63H38V62H37ZM53 63L55 64V62H53ZM61 63H62V62H61ZM61 63H60V64H61ZM79 63H80V62H79ZM106 63H107V62H106ZM128 63H129V62H128ZM141 63H143V62H141ZM165 63H166V62H165ZM197 63H198V61H197ZM10 64H11V63H10ZM51 64H52V63H51ZM54 64H53V65H54ZM57 64H58V63H57ZM60 64H58V65H60ZM62 64H63V63H62ZM64 64H65V63H64ZM66 64H68V61L66 62ZM66 64H65V65H66ZM85 64H86V63H85ZM97 64H98V63H97ZM111 64H112V62H111ZM114 64H115V63H114ZM121 64H122V63H121ZM121 64H117V65H121ZM145 64H146V62H145ZM149 64H151V63L149 62ZM163 64H164V63H163ZM21 65H22V63H21ZM27 65H29V64H27ZM68 65H69V64H68ZM70 65H72V63H71ZM70 65H69V67H71ZM76 65H77V64H76ZM78 65H80V64H78ZM109 65H110V64H109ZM115 65H116V64H115ZM6 66H7V65H6ZM8 66L10 67V65H8ZM17 66H18V65H17ZM50 66H51V65H50ZM62 66H63V65H62ZM62 66H61V67H62ZM89 66H90V65H89ZM129 66H130V65H129ZM137 66H138V64H137ZM159 66H160V65H159ZM163 66H164V65H163ZM195 66H196V65H195ZM200 66H201V68H203V67H202V66H203L202 64H200ZM9 67H8V68H9ZM41 67H42V66H41ZM82 67H83V66H82ZM84 67H85V66H84ZM87 67H88V66H87ZM96 67H97V66H96ZM108 67L110 68L111 66H108ZM116 67H117V66H116ZM120 67H121V66H120ZM120 67H119V68H120ZM144 67H146V66H144ZM173 67H174V66H173ZM197 67H198V66H197ZM6 68H7V67H6ZM13 68H14V67H13ZM26 68H27V66H26ZM36 68H37V65H36ZM62 68H63V67H62ZM66 68H67V67H66ZM79 68H80V67H79ZM79 68H78V70H80ZM97 68H98V67H97ZM123 68H124V67H123ZM130 68H131V67H130ZM132 68H133V66H132ZM134 68H135V67H134ZM140 68H141V67H140ZM176 68L179 69V67H176ZM16 69L18 70V68H16ZM28 69H29V68H28ZM28 69H27V70H28ZM44 69H45V68H44ZM53 69H56V68L54 67ZM58 69H59V68H58ZM75 69H76V68H75ZM143 69H144V68H143ZM161 69H162V68H161ZM161 69H160V70H161ZM195 69H196V68H194V70H195ZM17 70L14 69V71H17ZM27 70H26V71H27ZM35 70H36V69H35ZM35 70H34V73H36ZM49 70H50V68H49ZM66 70H67V69H66ZM66 70H65V72H66ZM68 70H69V68H68ZM71 70H72V69H71ZM76 70H77V69H76ZM89 70H90V69H89ZM125 70H126V69H125ZM131 70H132V69H131ZM136 70H137V69H136ZM149 70H150V69H149ZM166 70H167V69H166ZM31 71H32V70H31ZM36 71H37V70H36ZM60 71H61V70H60ZM80 71H81V70H80ZM93 71H94V70H93ZM96 71H97V70H96ZM108 71H110V70L108 69ZM119 71H120V70H119ZM128 71H130V70H128ZM138 71H139V68H138ZM167 71H168V70H167ZM0 72H1V71H0ZM28 72H29V71H28ZM28 72H27V74H28ZM44 72H45V70H44ZM48 72H49V71H48ZM50 72H51V71H50ZM50 72H49V73H50ZM69 72H70V71H69ZM72 72H74V71L72 70ZM82 72H83V71H82ZM91 72H92V71H91ZM97 72L99 73V71H97ZM97 72H96V73H97ZM130 72H131V71H130ZM168 72H170V71H168ZM2 73H5V72L2 71ZM2 73H1V74H2ZM11 73H12V72H11ZM31 73H32V72H31ZM45 73H46V72H45ZM49 73H47V74H49ZM51 73H52V72H51ZM62 73H63V71H62ZM76 73H77V71H76ZM96 73H95V74H96ZM98 73H97V74H98ZM143 73L146 74V72H144V71H143ZM1 74H0V75H1ZM13 74H14V73H13ZM47 74H44V76L47 75ZM60 74H61V73H60ZM82 74H83V73H82ZM82 74H81V75H82ZM91 74H92V73H91ZM95 74H94V75H95ZM100 74H101L100 76L103 77V74H104V73H103V74L100 73ZM112 74H113V73H112ZM118 74H119V73H118ZM168 74H169V73H168ZM5 75H7V74H5ZM24 75H25V74H24ZM29 75H30V74H29ZM53 75H54V73H53ZM62 75H63V74H62ZM76 75H77V74H76ZM79 75H80V74L78 73V77H79ZM98 75H99V74H98ZM98 75H97V76H98ZM107 75H108V74L106 73V76H107ZM109 75H110V74H109ZM121 75H122V74H121ZM132 75H133V74H132ZM146 75H147V74H146ZM151 75H152V74H151ZM151 75H149V77H151ZM8 76H9V75H8ZM22 76H23V75H22ZM22 76H21V77H22ZM31 76H32V74H31ZM38 76H39V75H38ZM38 76H37V77H38ZM47 76H50V75H47ZM47 76H46V77H47ZM51 76H52V75H51ZM59 76H60V75H59ZM67 76H69V75H67ZM72 76H73V78H74V75H72ZM113 76H114V75H113ZM130 76H131V75H130ZM139 76H140V75H139ZM143 76H144V75H143ZM153 76H154V75H153ZM153 76H152V77H153ZM10 77H12V76H10ZM28 77H29V76H28ZM57 77H58V75H57ZM65 77H66V76H65ZM76 77H77V76H76ZM78 77H77V78H78ZM94 77H95V76H94ZM102 77H101V78H102ZM104 77H105V76H104ZM110 77H111V76H110ZM110 77H109V79H110ZM115 77H116V76H115ZM115 77H114V78H115ZM120 77H121V76H120ZM145 77H146V76H145ZM162 77H163V75H162ZM33 78H34V77H33ZM53 78H54V77H53ZM53 78H52L51 80H53ZM59 78H61V77H58V79H59ZM68 78H70V77H68ZM68 78H67V79H68ZM73 78H72V79H73ZM77 78H76V80H77ZM82 78H83V77H82ZM91 78H92V77H91ZM112 78H113V77H112ZM147 78H148V77H147ZM163 78H166L165 80H167V76H166V77H163ZM11 79H12V78H11ZM14 79H15V75H14ZM65 79H66V78H65ZM70 79H71V78H70ZM80 79H81V78H80ZM80 79H79V80H80ZM106 79H107V78L105 77L104 80H106ZM109 79H108L107 81H109ZM116 79H117V78H116ZM123 79H125V78H123ZM128 79H129V78H128ZM148 79H149V78H148ZM0 80H1V79H0ZM35 80H37V79H35ZM51 80H50V81H51ZM85 80H86V79H85ZM112 80H113V79H112ZM112 80H111V81H112ZM117 80H118V79H117ZM130 80H131V79H130ZM130 80H129V82H130ZM153 80L155 81L156 79L153 78ZM153 80H152V81H153ZM162 80H163V79H162ZM24 81H25V80H24ZM37 81H38V80H37ZM39 81H40V80H39ZM50 81H48V82H50ZM61 81H62V80H61ZM70 81H71V80H70ZM70 81H69V82H70ZM90 81H91V80H90ZM90 81H89V82H90ZM94 81H95V80H94ZM119 81H120V80H119ZM119 81H118V83H120ZM146 81H147V80H146ZM158 81H159V79H158ZM25 82H26V81H25ZM46 82H47V80H46ZM59 82H60V81H59ZM59 82H57V83H59ZM62 82H63V81H62ZM81 82H82V81H81ZM98 82H99V81H98ZM148 82H149V81H148ZM148 82H147V85H148ZM155 82H157V81H155ZM159 82H160V81H159ZM161 82H162V81H161ZM188 82H189V81H188ZM42 83L45 84L44 80L42 81ZM53 83H54V82H53ZM53 83H52V85H53ZM78 83H79V82H78ZM86 83H87V82H86ZM108 83H109V82H108ZM125 83H126V82H125ZM127 83H128V82H127ZM132 83H133V82H132ZM152 83H153V82H152ZM2 84H3V83H2ZM23 84H26V83H23ZM49 84H50V83H49ZM59 84H62V83H59ZM66 84H68V82H66ZM82 84H83V83H81L80 85H82ZM95 84H96V83H95ZM105 84H106V82H105ZM111 84H112V82H111ZM111 84L109 83V85H111ZM150 84H151V83H150ZM150 84H149V85H150ZM184 84H185V82H184ZM186 84H187V83H186ZM191 84H192V83H191ZM0 85H1V84H0ZM27 85H28V84H27ZM27 85H25V86H27ZM52 85L50 84V86H52ZM54 85H58V84H54ZM69 85H70V84H69ZM80 85H79V86H80ZM99 85H100V84H99ZM106 85H107V84H106ZM115 85H116V84H115ZM133 85H134V83H133ZM143 85H144V84H143ZM145 85H146V84H145ZM145 85H144V86H145ZM147 85H146V86H147ZM151 85H152V84H151ZM192 85H193V84H192ZM28 86H29V85H28ZM30 86H31V85H30ZM41 86H42V85H41ZM43 86H44V85H43ZM43 86H42V87H43ZM47 86H48V83H47ZM61 86H62V85H61ZM66 86H67V85H66ZM94 86H96V85H94ZM101 86H102V84H101ZM103 86H104V85H103ZM111 86H112V85H111ZM137 86H138V85H137ZM154 86H155V85H154ZM9 87H10V86H9ZM11 87H12V86H11ZM39 87H40V86H39ZM52 87H53V86H52ZM63 87H64V85H63ZM63 87H62V88H63ZM115 87H116V86H115ZM124 87H125V86H124ZM149 87H151V86H149ZM179 87H180V86H179ZM188 87H189V86H188ZM46 88H47V87H46ZM48 88H49V86H48ZM64 88H66V87H64ZM95 88H96V87H95ZM95 88H94V89H95ZM107 88H109V87H107ZM112 88H113V87H112ZM112 88H111V89H112ZM120 88H121V87H120ZM120 88H119V87H118V88L116 87L115 90H118V89H120ZM128 88H129V87H128ZM181 88H182V87H181ZM183 88H185V87H183ZM2 89H3V88H2ZM33 89H34V88H33ZM40 89H41V87H40ZM44 89H45V86H44ZM44 89H43V90H44ZM50 89H51V88H50ZM79 89H80V88H79ZM103 89H104V88H103ZM103 89H102V90H103ZM122 89H123V88H121V92H122ZM139 89H140V87H138V90H139ZM149 89H150V88H149ZM152 89H154V88H152ZM155 89H156V88H155ZM189 89H190V88H189ZM3 90H4V89H3ZM29 90H30V89H29ZM31 90H32V87H31ZM46 90H49V89H46ZM46 90H45V92H47V94L50 93V91H51V90H50V91L48 92V91H46ZM62 90H63V89H62ZM66 90H67V89H66ZM81 90L83 91V87L81 88ZM87 90H88V89H87ZM87 90H86V91H87ZM96 90H97V89H96ZM104 90H105V89H104ZM136 90H137V89H136ZM136 90H135V91H136ZM138 90H137V91H138ZM190 90H191V89H190ZM27 91H28V90H27ZM27 91H26V93H27ZM37 91H39V90H37ZM40 91H41V90H40ZM59 91H60V90H59ZM67 91H68V90H67ZM110 91H111V90H110ZM137 91H136V92H137ZM142 91H143V88H142ZM147 91H149V90H148V87H147ZM0 92H3V91H0ZM16 92H17V91H16ZM32 92H33V91H32ZM56 92H57V90H56ZM89 92H90V91H89ZM89 92H88V93H89ZM94 92H96V91H94ZM94 92H93V93H94ZM97 92H98V90H97ZM129 92H130V89H129ZM129 92H128V93H129ZM138 92H140L139 95H141V91H138ZM191 92H192V90H191ZM3 93H4V92H3ZM3 93H2V94H3ZM6 93H7V92H6ZM30 93H31V92H30ZM36 93H37V92H36ZM51 93L53 94L52 91H51ZM54 93H55V90H54ZM90 93L93 94L92 92H90ZM98 93H99V92H98ZM103 93H106V91H105V92H102V94H103ZM109 93H110V92H109ZM122 93H124V92H122ZM132 93H133V92H132ZM132 93H131V94H132ZM157 93H158V92H157ZM176 93H177V90H176ZM0 94H1V93H0ZM24 94H25V91H24ZM37 94H39V93H37ZM37 94H36V95H37ZM41 94H42V93H41ZM41 94H40V96H41ZM43 94H44V93H43ZM63 94H64V93H63ZM94 94H95V93H94ZM137 94H138V93H137ZM191 94H192V93H191ZM22 95H23V94H22ZM44 95H45V94H44ZM54 95H56V94H54ZM61 95H62V94H61ZM69 95H70V94H69ZM78 95H79V94H78ZM109 95H110V94H109ZM119 95H120V94H119ZM122 95H123V94H122ZM122 95H121V98L123 97ZM135 95H136V93H135ZM139 95H137V98H139V97L141 98V97H142V96H139ZM142 95H143V94H142ZM149 95H150V94H149ZM159 95H161V94H159ZM11 96H12V95H11ZM14 96H15V95H14ZM73 96H75V95H73ZM95 96H96V95H95ZM103 96H104V95H103ZM105 96H106V95H105ZM126 96H127V95H126ZM130 96H131V95H130ZM1 97H2V96H1ZM6 97H7V96H6ZM8 97H9V96H8ZM8 97H7V98H8ZM12 97H13V96H12ZM28 97H29V95H28ZM34 97H36V96H34ZM41 97H42V96H41ZM44 97H45V96H44ZM47 97H48V96H47ZM53 97H55V96H53ZM76 97H77V96H76ZM90 97H91V96H90ZM92 97H94V96H92ZM96 97H98V95H97ZM107 97H108V94H107ZM119 97H120V96H119ZM159 97L161 98L162 95L159 96ZM183 97H184V96H183ZM13 98H14V97H13ZM36 98H37V97H36ZM48 98H50V97H48ZM48 98H47V99H48ZM58 98H59V97H58ZM66 98H68V96H67ZM88 98H89V97H88ZM101 98H102V97H101ZM5 99H6V98H5ZM5 99H4V100H5ZM31 99H32V98H31ZM39 99H40V98H39ZM43 99H44V98H43ZM54 99H55V98H54ZM68 99H69V98H68ZM73 99H74V97H73ZM75 99H76V98H75ZM77 99H78V97H77ZM89 99H90V98H89ZM131 99H132V98H130V101H131ZM142 99H143V97H142ZM162 99H163V98H162ZM162 99H161V100H162ZM182 99H183V98H182ZM105 100H106V99H105ZM105 100H104V102H105ZM116 100H117V99H116ZM122 100H124V98H123ZM132 100H133V99H132ZM144 100H145V99H144ZM165 100H166V99H165ZM0 101H1V100H0ZM36 101H38V100H35V102H36ZM63 101H64V100H63ZM70 101H71V100H70ZM73 101H74V100H73ZM78 101H80V100H78ZM81 101H82V100H81ZM86 101L88 102V100H86ZM102 101H103V99H102ZM102 101H101V103H102ZM109 101H110V100H109ZM111 101H112V100H111ZM114 101H115V100H114ZM124 101H126V100H124ZM31 102H32V101H31ZM39 102H40V101H39ZM45 102H47V101H45ZM60 102H61V101H60ZM67 102H68V101H67ZM104 102H103V103H104ZM117 102H118V101H117ZM127 102H128V100H127ZM142 102H143V100H142ZM162 102H163V101H162ZM189 102H190V101H189ZM6 103H7V102H6ZM11 103H12V102H11ZM43 103H44V102H43ZM43 103H42V104H43ZM69 103H70V102H69ZM103 103H102V104H103ZM111 103H112V102H111ZM121 103H122V102H121ZM129 103H130V102H129ZM160 103H161V102H160ZM185 103H186V102H185ZM7 104H8V103H7ZM22 104H23V103H22ZM26 104H27V103H26ZM35 104H36V103H35ZM37 104H38V103H37ZM42 104H40V105H42ZM44 104H45V103H44ZM62 104H63V103H62ZM76 104H78V103H76ZM89 104L91 105V103H89ZM92 104H93V102H92ZM95 104H96V103H95ZM106 104H107V103H106ZM131 104H132V103H131ZM141 104H142V103H141ZM175 104H176V103H174V105H175ZM177 104H178V103H177ZM190 104H191V103H190ZM46 105H47V103H46ZM49 105H50V104H49ZM51 105L53 106L52 103H51ZM59 105H60V104H59ZM64 105H65V103H64ZM66 105H68V103H67ZM90 105H89V107H90ZM112 105H113V103H112ZM112 105H111V106H112ZM128 105H129V104H128ZM128 105H127V106H128ZM171 105H172V104H171ZM185 105H186V104H185ZM185 105H184V107H185ZM25 106H26V105H25ZM35 106H36V105H35ZM38 106H39V105H38ZM106 106H108V105H106ZM111 106H108V107H111ZM122 106H123V105H122ZM124 106H125V103H124ZM130 106H131V105H130ZM132 106H133V105H132ZM139 106H140V105H139ZM169 106H170V104H169ZM179 106H180V105H179ZM190 106H193V105H190ZM33 107H34V106H33ZM47 107H48V105H47ZM53 107H54V106H53ZM60 107H61V106H60ZM62 107H63V106H62ZM67 107H68V106H67ZM67 107H66V108H67ZM78 107H79V104H78ZM85 107H86V105H85ZM85 107H84V108H85ZM87 107H88V106H87ZM103 107H104V106H103ZM103 107H100L101 109H99V110L102 111V108H103ZM108 107H107L106 109H108ZM134 107H135V105H134ZM134 107H133V108H134ZM4 108H5V107H4ZM8 108H9V107H8ZM8 108L6 109L7 111H8ZM37 108H38V107H37ZM41 108H42V107H41ZM98 108H99V107H98ZM128 108H129V107H128ZM128 108H127V109H128ZM131 108H132V107H131ZM145 108H146V107H145ZM159 108H160V107H159ZM166 108H167V107H166ZM192 108H193V107H192ZM38 109H39V108H38ZM45 109H46V107H45ZM58 109H59V108H58ZM91 109H92V108H91ZM95 109H96V108H95ZM111 109H112V108H111ZM124 109H125V108H124ZM127 109H126V110H127ZM142 109H143V107H142ZM167 109H168V108H167ZM172 109H173V108H172ZM172 109H171V110H172ZM179 109H181V108H179ZM185 109H186V108H185ZM16 110H17V109H16ZM33 110H36V109H33ZM33 110H32V111H33ZM42 110H43V109H42ZM60 110H62V108H61ZM63 110H65V108H64ZM70 110H71V109H70ZM77 110H78V109H77ZM79 110H81V108H80ZM87 110H88V109H87ZM108 110H109V109H108ZM143 110H144V109H143ZM192 110H193V109H192ZM4 111H5V110H4ZM7 111H6V112H7ZM48 111H49V109H48ZM67 111H68V110H67ZM101 111H100V112H101ZM119 111H120V110H119ZM119 111H118V112H119ZM130 111H131V110H130ZM137 111H138V110H137ZM137 111H136V112H137ZM144 111H147V110H144ZM148 111H149V110H148ZM159 111H160V113L162 112L161 110H159ZM159 111H158L157 113H159ZM163 111H164V113H165V110H163ZM175 111H176V110H175ZM181 111H182V110H181ZM183 111H184V109H183ZM183 111H182V112H183ZM187 111H188V110H187ZM187 111H186V112H187ZM189 111H190V110H189ZM33 112H35V111H33ZM36 112H37V111H36ZM56 112H58V111H56ZM59 112H60V111H59ZM63 112H64V111H63ZM78 112H79V111H78ZM84 112H85V111H84ZM93 112H94V110H93ZM112 112H113V111H112ZM118 112H117V113H118ZM126 112H127V111H126ZM128 112H129V111H128ZM128 112H127V113H128ZM177 112H178V111H177ZM38 113L40 114L41 112L39 111ZM45 113H46V112H45ZM66 113H67V112H66ZM68 113H69V112H68ZM104 113H105V111H104ZM110 113H111V111H110ZM144 113H145V112H144ZM146 113H147V112H146ZM157 113H156V115H157ZM167 113H168V112H167ZM172 113L174 114V112H172ZM180 113H181V112H180ZM4 114H5V113H4ZM9 114H10V113H9ZM11 114H12V113H11ZM36 114H37V113H36ZM58 114H59V113H58ZM63 114H64V113H63ZM85 114H86V113H85ZM93 114H95V113H93ZM106 114H108V113H106ZM118 114H119V113H118ZM118 114H117V116H118ZM147 114H148V113H147ZM147 114H146V116H147ZM165 114H166V113H165ZM187 114H190V113L187 112ZM5 115H8V114H5ZM43 115H45L44 112H43ZM46 115H47V113H46ZM60 115H61V114H60ZM67 115H68V114H67ZM70 115H71V114H70ZM77 115H78V114H77ZM86 115H87V114H86ZM91 115H92V113H91ZM91 115H90V117H91ZM119 115H120V114H119ZM129 115H130V114H129ZM138 115H139V114H138ZM144 115H145V114H144ZM144 115H143V117H144ZM151 115H152V114H151ZM153 115L156 116L155 113H154ZM162 115L165 116L164 114H162ZM162 115H160V119H161V116H162ZM2 116H4V115H2ZM9 116H10V115H9ZM24 116H25V115H24ZM29 116H30V115H29ZM40 116H41V115H40ZM61 116H62V115H61ZM82 116H83V115H82ZM95 116H96V115H95ZM106 116H107V115H106ZM108 116H109V115H108ZM108 116H107V119L110 117V116H109V117H108ZM139 116H140V115H139ZM146 116H145V117H146ZM187 116H188V115H187ZM190 116H191V115H190ZM0 117H1V116H0ZM10 117H11V116H10ZM33 117L35 118V116H33ZM49 117H50V116H49ZM64 117H65V116H64ZM67 117H68V116H67ZM73 117H74V114H73ZM73 117H72V118H73ZM84 117H85V116H84ZM90 117L87 116V118H90ZM96 117H97V116H96ZM123 117H124V116H123ZM129 117H130V116H129ZM149 117H150V116H148L147 118H149ZM151 117H152V116H151ZM158 117H159V116H158ZM5 118H6V117H5ZM23 118H24V117H23ZM68 118H69V117H68ZM74 118H75V117H74ZM100 118H101V116H100ZM8 119H9V118H8ZM24 119H25V118H24ZM31 119H32V118H31ZM57 119H58V117H57ZM70 119H71V118H69V120H70ZM77 119H78V118H77ZM102 119H103V117H102ZM110 119H111V118H110ZM115 119H116V118H115ZM117 119H119V117H117ZM117 119H116V121H117ZM151 119H152V118H151ZM151 119H148V120H151ZM162 119H164V118L162 117ZM178 119H179V118H178ZM9 120H10V119H9ZM36 120H37V119H36ZM38 120H39V119H38ZM55 120H56V119H55ZM66 120H67V118H66ZM69 120H68V121H69ZM73 120H74V119H73ZM96 120H97V119H96ZM108 120H109V119H108ZM112 120H113V118H112ZM134 120H135V119H134ZM155 120H156V119H155ZM179 120H180V119H179ZM179 120H178V121H179ZM184 120H185V119H184ZM4 121H5V120H4ZM31 121H32V120H31ZM97 121H98V120H97ZM104 121H105V120H104ZM151 121H154V120L152 119ZM151 121H150V122H151ZM165 121H166V119H165ZM165 121H164V122H165ZM180 121H182V120H180ZM180 121H179V122H180ZM38 122H39V121H38ZM74 122H76V121L74 120ZM89 122H90V121H89ZM101 122H102V121H101V119H100V125H101ZM114 122H115V120H114ZM117 122H119V120H118ZM141 122H142V121H141ZM154 122H155V121H154ZM156 122H157V121H156ZM10 123H11V122H10ZM13 123H14V122H13ZM13 123H11V124H13ZM15 123H16V122H15ZM17 123H18V122H17ZM40 123H41V122H40ZM60 123H61V122H60ZM72 123H73V121H72ZM76 123H77V122H76ZM87 123H88V122H87ZM87 123H86V124H87ZM98 123H99V122H98ZM111 123H112V121H111ZM148 123H149V122H148ZM152 123H153V122H152ZM152 123H149V124L151 125ZM176 123H177V121H176ZM7 124H8V122H7ZM19 124H20V123H19ZM41 124H42V123H41ZM73 124H74V123H73ZM73 124H72V127L74 126ZM102 124H104V123L102 122ZM120 124H121V123H120ZM156 124H157V123H156ZM161 124L163 125V123H161ZM177 124H178V123H177ZM16 125H17V124H16ZM42 125H43V124H42ZM58 125H59V123H58ZM83 125H84V124H83ZM108 125H109V124H108ZM180 125H181V123H180ZM76 126H77V125H76ZM76 126H75V127H76ZM90 126H91V125H90ZM105 126H106V125H104V127H105ZM113 126L115 127V125H113ZM116 126H117V125H116ZM128 126H129V125H128ZM160 126H161V125H160ZM164 126H165V125H164ZM171 126H172V125H171ZM181 126H182V125H181ZM185 126H186V125H185ZM187 126H188V125H187ZM13 127H16V126H13ZM45 127H46V126H45ZM50 127H51V126H50ZM54 127H55V126H54ZM107 127H108V126H107ZM107 127L103 128V129H106ZM122 127H123V125H122ZM161 127H163V126H161ZM178 127H179V125H178ZM84 128L86 129V127H83L82 130L85 131ZM127 128H128V127H127ZM152 128H153V127H152ZM156 128H157V126H156ZM170 128H171V127H170ZM0 129H1V128H0ZM6 129H7V128H6ZM15 129H16V128H15ZM17 129H18V128H17ZM27 129H28V128H27ZM29 129H30V127H29ZM36 129H37V128H36ZM36 129H34V130H36ZM45 129H47V128H45ZM45 129H44V130H45ZM50 129H51V128H50ZM69 129H70V128H69ZM80 129H81V128H80ZM90 129H91V127H90ZM99 129H100V128H99ZM123 129H124V128H123ZM147 129H148V128H147ZM150 129H151V128H150ZM161 129H162V128H161ZM161 129H160V130H161ZM24 130H26V128H24ZM30 130H33V128L30 129ZM30 130H29V131H30ZM38 130H39V129H38ZM44 130H43V131H44ZM109 130H110V128L108 129V131H109ZM116 130H117V129H116ZM2 131H4V130H2ZM29 131H28V132H29ZM45 131L47 132L48 130H45ZM162 131H163V130H162ZM26 132H27V131H25V133H26ZM36 132H37V131H36ZM41 132H42V129H41ZM63 132H64V131H63ZM73 132H74V131H73ZM87 132H88V129H87ZM87 132L85 131V133H87ZM98 132H99V131H98ZM104 132H105V131H104ZM152 132L155 134L157 131H156V132L152 131ZM152 132H150V133H152ZM168 132H169V131H168ZM4 133H6V132H4ZM15 133H16V132H15ZM17 133L20 134V132H17ZM42 133H43V132H42ZM59 133H60V132H59ZM83 133H84V132H83ZM100 133H101V131H100ZM109 133H110V132H109ZM109 133H108V135H110ZM161 133H162V132H161ZM57 134H58V133H57ZM62 134H63V133H62ZM95 134H96V133H95ZM95 134H94V135H95ZM105 134H106V133H105ZM105 134H104V135H105ZM111 134H112V133H111ZM134 134H136V133H134ZM147 134H148V132H147ZM157 134H158V133H156V135H157ZM4 135H5V134H4ZM7 135H8V134L6 133V136H7ZM14 135H15V134H14ZM21 135H23V133H22ZM26 135H28V133H26L25 136H26ZM37 135H38V133L36 134V137H37ZM44 135L46 136V134H44ZM66 135H69V133L66 134ZM71 135H72V133H71ZM78 135H79V134H78ZM92 135H93V134H91L90 137H91ZM94 135H93V136H94ZM99 135H100V134H99ZM99 135H98V136H99ZM125 135H126V134H125ZM145 135H146V133H145ZM162 135H163V133H162ZM1 136H2V135H1ZM16 136H17V135H16ZM18 136H19V135H18ZM39 136H41V135H39ZM39 136H38V137H39ZM55 136H56V134H55ZM59 136L61 137L62 135L59 134ZM84 136H85V135H84ZM96 136H97V135H96ZM98 136H97V137H98ZM133 136H134V135H133ZM147 136H148V135H147ZM13 137H15V136H13ZM27 137H28V136H26V139H27ZM34 137H35V135H34ZM34 137H33V138H34ZM36 137H35V138H36ZM62 137H63V136H62ZM66 137H68V136H66ZM69 137L71 138L70 135H69ZM107 137H108V136H107ZM124 137H125V136H124ZM124 137H123V140H124ZM154 137H155V135H154ZM11 138H12V137H11ZM33 138H32V140H33ZM72 138H73V135H72ZM76 138H78L77 134H76ZM94 138H95V137H94ZM100 138H101V137H100ZM105 138H106V137H105ZM110 138H111V137H110ZM120 138H121V137H120ZM158 138H159V137H158ZM158 138H157V139H158ZM178 138H179V137H178ZM8 139H10V137H9ZM29 139H30V138H29ZM29 139H28V140H29ZM39 139H40V138H39ZM42 139H43V138H42ZM66 139H69V138H66ZM87 139L90 140V138H87ZM103 139H104V137H103ZM125 139H126V138H125ZM149 139H151V138H149ZM149 139L146 138V140H149ZM154 139H155V138H154ZM45 140H46V137H45ZM56 140H57V139H56ZM71 140H72V139H71ZM73 140H74V139H73ZM77 140H78V139H77ZM98 140H99V139H98ZM108 140H109V139H108ZM126 140H127V139H126ZM23 141H24V140H23ZM23 141H22V142H23ZM79 141H80V139H79ZM101 141H102V140H101ZM117 141H118V140H117ZM124 141H125V140H124ZM128 141H129V140H128ZM180 141H181V140H180ZM192 141H193V140H192ZM25 142H26V141H25ZM27 142H28V141H27ZM31 142H32V141H31ZM56 142H59V141L57 140ZM70 142H71V141L69 140L68 143H70ZM97 142H99V141H97ZM109 142H110V141H109ZM109 142H108V144L110 145ZM141 142H142V141H141ZM147 142H148V141H147ZM193 142H195V141H193ZM11 143H12V142H11ZM23 143H24V142H23ZM34 143H35V142H34ZM42 143H43V142H42ZM53 143H54V142H53ZM60 143H61V142H60ZM82 143H83V142H82ZM86 143H87V142H86ZM90 143H91V142H90ZM154 143H156V142H154ZM179 143H180L179 145H181V142H179ZM0 144H1V143H0ZM7 144H8V142H7ZM7 144L4 143V144H2V145H7ZM13 144H14V143H13ZM29 144H30V142H29ZM71 144H72V143H71ZM87 144H88V143H87ZM87 144H85V145L87 146ZM16 145H18V144H16ZM22 145H23V144H22ZM31 145H33V144H31ZM31 145H30V147H31ZM52 145H53V144H52ZM88 145H89V144H88ZM101 145H102V144H101ZM114 145H115V144H114ZM148 145H149V144H148ZM179 145H178V146H179ZM14 146H15V145H14ZM19 146H20V145H19ZM19 146H17V147H19ZM23 146H24V145H23ZM33 146H34V145H33ZM55 146H56V144L54 143V148H55ZM71 146H72V145H71ZM71 146H70V148H71ZM77 146H78V144H77ZM97 146H98V145H97ZM102 146H103V145H102ZM118 146H119V143H118ZM124 146H125V145H124ZM181 146H182V145H181ZM194 146H195V143H194ZM2 147H3V146H2ZM6 147H7V146H6ZM15 147H16V146H15ZM20 147H21V146H20ZM20 147H19V148H20ZM38 147H39V146H38ZM41 147H42V148H41ZM41 147H40V148L43 149L42 144H41ZM79 147H80V146H79ZM81 147H82V146H81ZM83 147H84V146H83ZM83 147H82V148H83ZM128 147H129V146H128ZM148 147H149V146H148ZM157 147H158V146H157ZM189 147H190V146H189ZM19 148H17V149H19ZM21 148H23V147H21ZM24 148H25V147H24ZM45 148H48V146H46ZM85 148H86V147H85ZM97 148H98V147H97ZM97 148H96V149H97ZM107 148H108V147H107ZM111 148H112V147H111ZM155 148H156V147H155ZM9 149H10V148H9ZM32 149H33V148H32ZM34 149H38V148L36 147V148H34ZM34 149H33V150H34ZM41 149H40V150H41ZM98 149H99V148H98ZM105 149H106V147H105ZM115 149H116V147H115ZM4 150H5V149H4ZM6 150H7V149H6ZM15 150H16V149H15ZM40 150H39V151H40ZM55 150H56V149H55ZM55 150H54V151H55ZM70 150L72 151V149H70ZM70 150H69V151H70ZM85 150L87 151V149H85ZM99 150H100V149H99ZM112 150H113V149H112ZM157 150H158V149H156V151H157ZM165 150H166V149H165ZM7 151H8V150H7ZM9 151H10V150H9ZM13 151H14V150H13ZM13 151H12V152H13ZM43 151H44V150H43ZM57 151H58V150H57ZM67 151H68V150H67ZM82 151L84 152V150H82ZM130 151H131V150H130ZM147 151H148V150H147ZM151 151H152V150H151ZM10 152H11V151H10ZM10 152H9V153H10ZM12 152H11V154H12ZM19 152H20V151H19ZM19 152H18V153H19ZM31 152H32V151H31ZM36 152L38 153V151H36ZM36 152H35V153H36ZM80 152H81V150H80ZM87 152H88V151H87ZM99 152H100V151H99ZM99 152H98V153H99ZM114 152H115V151H114ZM124 152H126V151H124ZM127 152H128V151H127ZM154 152H155V151H154ZM161 152H162V151H161ZM167 152H168V151H167ZM174 152H175V151H174ZM174 152H173V153H174ZM9 153H8V154H7V153L5 154V151H4V155H6V156L8 155L7 157H11V155H9ZM35 153H33V154H35ZM37 153H36V154H37ZM40 153H41V152H39L38 154H40ZM67 153H68V152H67ZM101 153H102V152H101ZM170 153H171V152H170ZM177 153H178V151H177ZM2 154H3V153H2ZM13 154H14V152H13ZM20 154H21V153H20ZM76 154H77V153H76ZM81 154H83V153H81ZM81 154H80V155H81ZM111 154H112V153H111ZM127 154H128V153H127ZM144 154H145V153H144ZM151 154H152V153H151ZM156 154H157V153H156ZM161 154H162V153H161ZM171 154H172V153H171ZM171 154H170V157H171ZM16 155H17V154H16ZM16 155H15V156H16ZM40 155H41V154H40ZM58 155H59V154H58ZM58 155H57V156H58ZM74 155H75V154H74ZM91 155H92V154H91ZM152 155H153V154H152ZM152 155H151V157H153ZM162 155H163V154H162ZM164 155L166 156V155H168V153H167V154H164ZM164 155H163V156H164ZM173 155H174V154H173ZM178 155H179V154H178ZM0 156H1V155H0ZM19 156H20V155H19ZM19 156H18V157H19ZM22 156H23V155H22ZM30 156H31V155H30ZM30 156H29V158H30ZM70 156H71V154H70ZM72 156H73V155H72ZM82 156H83V155H82ZM82 156H81V157H82ZM92 156H93V155H92ZM100 156H101V154H100ZM110 156H111V155H110ZM129 156H131V155H129ZM146 156H147V154H146ZM160 156H161V155H160ZM2 157H3V156H2ZM20 157H21V156H20ZM23 157H24V156H23ZM33 157H35V156H33ZM38 157H39V156H38ZM43 157H44V156H43ZM67 157H68V158H66V159H67V161H68L69 156L67 155ZM101 157H103V155H102ZM124 157H127V156H124ZM155 157H156V156H155ZM167 157H168V156H167ZM191 157H192V155H191ZM197 157H198V156H197ZM197 157H196V158H197ZM199 157L201 158V156H199ZM199 157H198V159H199ZM211 157H212V156H211ZM211 157H210V158H211ZM5 158H6V157H5ZM13 158H14V157H13ZM26 158L29 159L28 156H27ZM31 158H32V157H31ZM36 158H37V157H36ZM41 158H42V157H41ZM53 158H54V156H53ZM76 158H77V156H76ZM92 158H93V157H92ZM92 158H91V159H92ZM109 158H110V157H109ZM112 158H113V157H112ZM119 158H120V157H119ZM127 158H128V157H127ZM129 158H130V157H129ZM131 158H132V157H131ZM145 158H146V157H145ZM149 158H150V157H149ZM174 158H175V157H174ZM192 158H193V157H192ZM194 158H195V157H194ZM206 158H207V157H206ZM9 159H10V158H9ZM9 159H8V160H9ZM16 159H17V156H16ZM18 159H19V158H18ZM33 159H34V158H33ZM45 159H46V158H45ZM70 159L72 160V158H70ZM95 159H96V157H95ZM95 159H94V160H95ZM103 159H105V158H103ZM120 159H121V158H120ZM120 159H119V160H120ZM124 159H125V158H124ZM135 159H136V158H135ZM147 159H148V158H147ZM163 159H164V158H163ZM168 159H169V157H168ZM198 159H197V160H198ZM2 160H3V158H2ZM19 160H20V159H19ZM30 160H31V159H30ZM36 160H37V159H36ZM48 160H49V159H48ZM57 160H58V159H57ZM57 160H56V161H57ZM63 160H64V159H63ZM63 160H62V161H63ZM75 160H78V159H75ZM82 160H83V159H82ZM94 160H92V161H94ZM97 160H98V159H97ZM111 160H113V159H111ZM160 160H161V158H160ZM192 160H193V159H191L190 162H191ZM207 160H208V159H207ZM4 161H5V160H4ZM9 161H10V160H9ZM14 161L17 162V160H15V158H14ZM22 161H23V160H22ZM22 161H21V162H22ZM28 161H29V160H28ZM31 161H32V160H31ZM34 161H35V160H34ZM46 161H47V159H46ZM49 161H50V160H49ZM58 161H59V160H58ZM84 161H85V160H84ZM98 161H99V160H98ZM98 161H97V162H98ZM100 161H101V160H100ZM124 161H125V160H124ZM167 161H168V160H167ZM173 161H174V160H173ZM180 161H181V160H180ZM195 161H196V160H195ZM199 161H200V160H199ZM199 161H198V162H199ZM209 161H210V159H209ZM11 162H12V161H11ZM32 162H33V161H32ZM41 162L43 163V160H41ZM44 162H45V160H44ZM50 162H52V161H50ZM78 162H79V161H78ZM88 162H89V160H88ZM88 162H87V163H88ZM95 162H96V161H95ZM95 162H94V164H95ZM113 162H114V161H113ZM126 162H128V160H127ZM174 162H175V161H174ZM181 162H182V161H181ZM184 162H185V161H184ZM210 162H211V161H210ZM6 163H7V162H6ZM8 163H10V162H8ZM26 163H27V162H26ZM38 163H39V162H38ZM53 163H54V162H53ZM57 163H60V162H57ZM62 163H63V162H62ZM65 163H66V162H65ZM69 163H70V162H69ZM72 163H73V160L71 161V164H72ZM82 163H83V161H82ZM85 163H86V162H85ZM99 163H100V162H99ZM104 163H105V162H103L102 164H104ZM109 163H110V162H109ZM119 163H120V162H119ZM159 163H160V162H159ZM170 163H171V162H170ZM185 163H186V162H185ZM188 163H189V162L187 161V164H188ZM200 163H201V162H200ZM206 163H207V161H206ZM15 164H16V163H15ZM21 164L23 165V163H21ZM30 164H31V163L29 162L27 165L29 166ZM34 164H35V163H34ZM40 164H41V163H40ZM54 164H55V163H54ZM54 164H53V165H54ZM66 164H67V163H66ZM78 164H79V163H78ZM88 164H89V163H88ZM106 164H107V163H106ZM117 164H118V163H117ZM203 164H204V163H203ZM1 165H3V164L1 163ZM4 165H6V164H4ZM4 165H3V166H4ZM10 165H11V163H10ZM18 165H19V163H18ZM50 165H51V164H50ZM56 165H57V164H56ZM61 165H62V164H61ZM82 165H83V164H82ZM90 165H91V164H90ZM100 165H101V164H100ZM19 166H21V165H19ZM28 166H27V167H28ZM54 166H55V165H54ZM54 166H51V168L53 167V168L55 169ZM63 166H64V164H63ZM75 166H76V165H75ZM93 166H94V165H93ZM186 166H187V165H186ZM186 166H185V165L182 166V165H180L178 162H177V164H176V163H171V164H170V169H169L168 174L165 175V176L162 174L161 181H159L158 179H157V181H156V180L154 179L156 182L159 181V184H160V186H162V188L167 189V190L170 189V190L172 191L173 196H174V198H173V199H174V202H173V203L171 202V203H172V206L165 204L163 210H162V205L160 204L161 197H160V195H159V191H158L159 188H161L160 186H159L158 189H156V187H155L154 185H151L153 182H151V184H150V183H149V184H148V183H147V184H142V182L137 183V182H134L135 179L133 180V179L130 178V176H126V186H125V193H124V194H127V196H126V197H127V198H126L127 200H126V201H127V204H128V206H129L130 209H132V205H134V203L137 205V208H138L139 206L143 205V202L141 201V197H139V196L141 195V192L144 191V192H146V193L149 194V197H147V200H146L147 204L153 205V207H154V209H155V211H156V216H155V218H153V220H152V221L155 223V225L158 224L160 221H163V220H164V218L162 217V214H163V213L167 214L168 217L170 218V219H167V223L170 225L172 231H171V233L169 232V233L167 234L166 238H165V242H167L168 244H170V245H167V246H171V243L174 241V239H176L175 235H178V234L180 233L181 229L184 227V224H185L186 222L189 223V224H190V221H193V222H194V219H193V217H194V215H193V214H194V213H193V212H194V211H193V202H194L195 200H198V198H197V199H194V198H195V193H196V190H199V189H197V188H199V187H201V191H202V189H203V185H202V183H204V182L201 181L202 178H203V180H204V177H202V176H203V173H204L205 171L207 172V170H208V168H207L208 165L204 166V165H201V164H200L199 166H197V165L195 166L194 161H192V163L188 164V167H186ZM21 167H22V166H21ZM25 167H26V166H25ZM31 167H32V166H31ZM31 167H30V169H31ZM65 167H66V166H65ZM72 167H73V166H72ZM79 167H80V166H79ZM99 167H100V166H99ZM104 167H105V166H104ZM104 167H103V168H104ZM112 167H113V165H112ZM116 167H117V166H116ZM121 167H122V166H121ZM132 167H133V166H132ZM2 168H3V167H2ZM6 168H7V167H6ZM23 168H24V165H23L22 169H23ZM28 168H29V167H28ZM28 168H26V170H27ZM43 168H44V166H43ZM75 168H76V167H74V169H75ZM80 168H81V167H80ZM82 168H83V167H82ZM91 168H92V166H91ZM122 168H123V167H122ZM4 169H5V168H4ZM24 169H25V168H24ZM24 169H23V170H24ZM37 169H38V168H37ZM45 169H46V168H45ZM61 169H62V167H61ZM83 169H84V168H83ZM88 169H89V168L87 167V171H88ZM94 169H96V168H94ZM135 169H136V168H135ZM161 169H163V168L161 167ZM11 170H12V169H11ZM35 170H36V169H34L33 172H34ZM40 170H41V169H40ZM42 170H43V169H42ZM51 170H52V169H50V171H51ZM57 170H58V169H57ZM57 170H56V171H57ZM62 170H63V169H62ZM75 170H76V169H75ZM75 170H74V171H75ZM77 170H79V168H78ZM80 170H81V169H80ZM80 170H79V171H80ZM85 170H86V169H85ZM100 170H101V169H100ZM108 170H109V169H108ZM108 170L105 169V171H104V169H102V170H101L102 172L99 173V174L96 172V173L98 174L97 178H98V180L100 181V183L102 184V188H101V192H100V193H102V194L104 193V192H103L104 187H105V185L107 184V181L110 180V181H109L110 184L112 183V184H113L112 186H114L112 190H113V197H114V199L116 200V199H118V196H119V195H122V194H123V192H122V194H121V192L119 191V190H120L119 185H118V183H117L116 180H115V179H116V176H114V174H111V172L108 173ZM125 170H126V169H125ZM217 170H218V169H217ZM1 171H2V170H1ZM16 171H18V170L16 169ZM74 171H73V173H75ZM94 171H95V170H94ZM117 171H118V170H117ZM128 171H129V170H127V172H128ZM160 171H161V170H160ZM163 171L165 172V170H163ZM163 171H162V173H163ZM215 171H216V170H215ZM41 172H42V171H41ZM47 172H48V171H47ZM57 172H58V171H57ZM59 172H60V169H59ZM69 172H70V171H69ZM89 172H90V171H89ZM92 172H93V171H92ZM113 172H114V171H113ZM122 172H123V171H122ZM127 172L125 171V173H127ZM129 172H130V171H129ZM129 172H128V174H129ZM209 172H210V171H209ZM209 172H208V173H209ZM5 173H7V172H5ZM17 173H18V172H17ZM17 173H16L15 175H17ZM107 173H108V174H107ZM212 173H213V172H212ZM2 174H3V173H2ZM2 174H1V175H2ZM22 174H23V176H24V175L26 176V174H28V173L26 172V174H24L23 171H22ZM53 174H54V172H53ZM53 174H52V175H53ZM65 174H67V173H65ZM70 174H72V173L70 172ZM76 174H77V173H76ZM78 174H80V173H78ZM87 174H88V173H87ZM92 174H93V173H92ZM109 174H110V176H108ZM7 175H8V174H7ZM34 175H35V174H34ZM38 175H39V174H38ZM41 175H42V174H41ZM54 175H55V174H54ZM72 175H73V174H72ZM80 175H81V174H80ZM93 175H95V174H93ZM207 175H208V174H207ZM216 175H217V174H216ZM216 175H215V176H216ZM3 176H4V174H3ZM3 176H2V177H3ZM28 176H29V175H28ZM28 176H27V177H28ZM50 176H51V175H50ZM61 176H62V174H61ZM73 176H74V175H73ZM87 176H88V175H87ZM120 176H121V175H120ZM149 176H150V175H149ZM8 177H9V176H8ZM10 177H11V176H10ZM54 177H55V176H54ZM65 177H66V176H65ZM65 177H64V178H65ZM79 177H81V176H79ZM79 177H78V178H79ZM84 177H85V176H84ZM114 177H115V179H114ZM122 177H123V176H122ZM136 177H137V176H136ZM206 177H207V176H206ZM206 177H205V178H206ZM18 178H19V177H18ZM24 178H26V177H24ZM24 178H21V179H24ZM72 178H73V177H72ZM74 178L76 179V177H74ZM74 178H73V180H74ZM88 178H89V177H88ZM142 178H143V177H142ZM150 178H151V176H150ZM213 178H214V175H213ZM213 178H212V179H213ZM2 179H3V178H2ZM11 179L13 180L12 177H11ZM29 179H31V178L29 177ZM68 179H69V175H68ZM217 179H218V178H217ZM6 180H7V179H6ZM36 180H38V179H36ZM39 180H40V178H39ZM56 180H57V179H56ZM69 180H70V179H69ZM82 180H83V179H82ZM85 180L88 181L86 178H85ZM85 180H84V181H85ZM206 180H207V178H206ZM206 180H205V181H206ZM213 180H214V179H213ZM20 181H22V180H20ZM33 181H34V180H33ZM64 181H66V178H65ZM79 181H80V180H79ZM79 181H78V182H79ZM135 181H137V178H136ZM148 181H149V180H148ZM211 181H212V180H211ZM2 182H3V183H6V182H4V181H2ZM25 182H26V181H25ZM28 182H29V181H28ZM56 182H57V181H56ZM61 182H62V181H61ZM17 183H18V182H17ZM41 183H42V182H41ZM68 183H70V182H68ZM87 183H88V182H87ZM14 184H15V183H13V185H14ZM23 184H24V181H23ZM48 184H49V183H48ZM59 184H60V183H59ZM77 184H78V183H77ZM153 184H154V183H153ZM215 184H216V183H215ZM38 185H39V184H38ZM38 185H37V186H38ZM53 185H54V184H53ZM79 185H80V184H79ZM121 185H122V184H121ZM121 185H120V186H121ZM206 185H207V184L205 183V186H206ZM2 186H3V185H2ZM19 186H21V185H19ZM24 186H25V184H24ZM39 186H40V185H39ZM39 186H38V187H39ZM49 186H50V185H49ZM65 186H67V185L65 184ZM65 186H64V188H65ZM77 186H78V185H77ZM107 186H108V185H107ZM112 186H111V187H112ZM209 186H210V185H208L207 188H208ZM15 187H16V186H15ZM34 187H36V186H34ZM38 187H37V188H38ZM154 187H155L156 190L154 189ZM210 187H211V186H210ZM3 188H7V187H3ZM23 188H24V187H23ZM25 188H26V187H25ZM31 188H32V187H31ZM47 188L49 189V187H47ZM57 188H58V187H57ZM62 188H63V187H62ZM109 188H110V187H109ZM162 188H161V189H162ZM212 188H213V187H212ZM7 189H8V188H7ZM9 189H10V188H9ZM26 189H27V188H26ZM28 189H29V187H28ZM28 189H27V190H28ZM35 189H36V188H35ZM40 189L42 190V188H40ZM45 189H46V188H45ZM67 189H68V188H67ZM84 189H85V186H84ZM205 189H206V188H205ZM205 189H204V190H205ZM0 190H1V188H0ZM20 190H22V189H20ZM29 190H30V189H29ZM29 190H28V191H29ZM33 190H34V189H33ZM36 190H37V189H36ZM59 190H60V189H59ZM65 190H66V189H65ZM86 190H87V189H86ZM88 190H89V189H88ZM88 190H87V191H88ZM110 190H111V189H110ZM112 190H111V192H112ZM204 190H203V191H204ZM1 191H2V190H1ZM5 191H6V190H5ZM9 191H10V190H9ZM9 191H8L7 194L10 193ZM47 191H48V190H46V192H47ZM51 191H52V190H51ZM69 191H70V189H69ZM78 191H79V190H78ZM168 191H169V190H168ZM21 192H22V191H21ZM26 192H27V191H26ZM26 192H25V193H26ZM43 192H44V190H43ZM55 192H56V191H55ZM64 192H65V191H64ZM95 192H96V190H95ZM105 192H106V190H105ZM204 192H205V191H204ZM25 193H24V190H23V194H25ZM160 193H161V192H160ZM168 193H169V192H168ZM198 193H199V192H198ZM202 193H203V192H200V194H202ZM205 193H206V192H205ZM208 193H209V192H208ZM44 194H45V193H44ZM49 194H50V192H49ZM86 194H87V193H86ZM88 194H89V193H88ZM108 194H109V192H108ZM209 194H210V193H209ZM0 195H2L1 192H0ZM28 195H29V194H28ZM39 195H40V194H39ZM63 195H65V194H63ZM90 195H92V194H90ZM161 195H162V194H161ZM4 196H5V195H4ZM26 196H27V194H26ZM37 196H38V194H37ZM47 196H48V195H47ZM65 196H67V195H65ZM73 196H74V195H73ZM143 196H144V195H143ZM198 196H200V195H198ZM198 196H197V197H198ZM203 196H204V195H203ZM209 196H210V195H209ZM10 197H11V196H10ZM20 197L22 198V195H21ZM28 197H29V196H28ZM28 197H27V199H28ZM31 197H33V196H31ZM45 197H46V196H44V198H45ZM62 197H63V196H62ZM62 197H61V198H62ZM67 197H69V196H67ZM67 197H66V198H67ZM83 197H84V195H83ZM102 197H103V196H102ZM111 197H112V195H111ZM120 197H121V196H120ZM122 197H123V196H122ZM204 197H205V196H204ZM1 198H2V197H1ZM3 198H4V197H3ZM69 198H70V197H69ZM88 198H89V197H88ZM88 198H86V199H88ZM97 198H98V197H97ZM100 198H101V197H100ZM100 198H99V200H100ZM159 198H160V199H159ZM199 198H200V197H199ZM9 199H10V198H9ZM19 199H20V198L18 197V200H19ZM30 199H31V198H30ZM56 199H58V198H56ZM71 199H72V198H71ZM79 199H80V198H79ZM92 199H93V198H92ZM95 199H96V198H95ZM109 199H111L110 196H109ZM112 199H113V198H112ZM143 199H144V198H143ZM200 199H201V198H200ZM205 199H206V198H205ZM4 200H5V199H4ZM10 200H11V199H10ZM16 200H17V199H16ZM37 200H38V197H37ZM39 200H40V199H39ZM59 200H60V198H59ZM59 200H58V201H59ZM64 200H66V199H64ZM64 200H63V201H64ZM73 200H74V199H73ZM93 200H94V199H93ZM104 200H105V199H104ZM2 201H3V200H2ZM7 201H8V200H7ZM30 201H31V200H30ZM32 201H33V200H32ZM54 201H55V199H54ZM68 201H69V200H68ZM71 201H72V200H70V203H73V202H71ZM80 201H81V200H80ZM82 201H83V200H82ZM105 201H106V200H105ZM111 201H112V200H111ZM111 201H110V202H111ZM166 201H167V199H166ZM166 201H165V202H166ZM169 201H170V200H169ZM203 201H204V199H203ZM9 202H10V201H9ZM42 202H43V201H42ZM87 202H88V201H87ZM90 202H91V200H90ZM94 202H95V200H94ZM115 202H116V201H115ZM161 202H162V201H161ZM196 202H197V201H196ZM199 202H200V201H199ZM10 203H11V202H10ZM18 203H19V202H18ZM33 203H36V202H33ZM33 203H32V204H33ZM38 203H39V202H38ZM54 203H55V202H54ZM65 203H66V202H65ZM201 203H202V202H201ZM3 204H4V203H3ZM28 204H29V202H28ZM30 204H31V203H30ZM67 204H68V203H67ZM67 204H66V205H67ZM83 204H85V203H83ZM92 204H93V203H92ZM145 204H146V203H145ZM169 204H170V203H169ZM195 204H196V203H195ZM197 204H198V203H197ZM206 204H207V203H206ZM7 205H8V204H7ZM15 205H16V204H15ZM17 205H18V204H17ZM54 205H55V204H54ZM58 205H59V204H58ZM58 205H56V206H58ZM62 205H63V203H62ZM90 205H91V204H90ZM105 205H106V204H105ZM201 205H202V204H201ZM37 206H38V205H37ZM39 206L42 207L41 204H40ZM59 206H60V205H59ZM64 206H65V205H64ZM82 206H83V205H82ZM86 206H87V204H86ZM10 207H11V206H9V208H10ZM23 207H24V204H23ZM71 207H72V205H71ZM87 207H88V206H87ZM109 207H110V206H109ZM148 207H150V206H148ZM6 208H7V207H6ZM14 208H15V207H14ZM30 208H31V205H30ZM30 208H29V209H30ZM36 208H37V207H36ZM69 208H70V207H69ZM80 208H81V207H80ZM84 208H85V207H84ZM84 208H83V209H84ZM99 208H100V207H99ZM197 208H198V207H197ZM197 208H196V210H197ZM0 209H1V207H0ZM38 209H39V208H38ZM40 209H41V208H40ZM46 209H47V208H46ZM46 209H45V210H46ZM55 209H56V208H55ZM58 209H60V207H59ZM77 209H78V208H77ZM95 209H96V208H95ZM194 209H195V207H194ZM200 209H201V208H200ZM63 210H64V208H63ZM98 210H99V209H98ZM122 210H123V209H122ZM137 210H138V209H137ZM1 211H2V210H1ZM1 211H0V215H1ZM10 211H11V210H10ZM39 211H41V210H39ZM50 211H51V210H50ZM64 211H65V210H64ZM64 211H63V213H64ZM71 211H72V209H71ZM78 211H79V210H78ZM80 211H81V210H80ZM92 211H93V210H92ZM141 211H142V209H141ZM21 212L23 213V211H21ZM81 212H82V211H81ZM103 212H104V211H103ZM123 212H124V211H123ZM196 212H197V211H196ZM11 213H12V212H11ZM14 213H15V212H14ZM34 213H35V212H34ZM37 213H38V212H37ZM42 213H43V212H42ZM51 213H52V212H51ZM57 213H58V212H57ZM70 213H72V212H70ZM86 213H87V212H86ZM131 213H132V212H130L129 214H131ZM150 213H151V212H150ZM152 213H153V212H152ZM198 213H199V212H198ZM20 214H21V213H20ZM35 214H36V213H35ZM35 214H34V215H35ZM44 214H45V213H44ZM58 214H59V213H58ZM60 214H61V213H60ZM14 215H16V214H14ZM24 215H25V214H24ZM32 215H33V214H32ZM45 215H46V214H45ZM47 215H48V210H47ZM64 215H65V213H64ZM82 215H83V213H82ZM100 215H101V214H100ZM104 215H105V214H104ZM132 215H133V213H132ZM145 215H146V214H145ZM196 215H197V214H196ZM9 216H10V215H9ZM21 216H22V215H21ZM26 216H27V215H26ZM28 216H29V215H28ZM43 216H44V215H43ZM108 216H109V215H108ZM119 216H120V215H119ZM123 216H124V215H123ZM143 216H144V215H143ZM0 217H1V216H0ZM17 217H18V216H17ZM31 217H32V216H31ZM34 217H35V216H34ZM48 217H50V216H48ZM61 217H62V216H61ZM69 217H70V216H69ZM81 217H82V216H81ZM95 217H96V216H95ZM109 217H110V216H109ZM125 217H126V216H125ZM136 217H138V216H136ZM146 217H147V216H146ZM148 217H149V216H148ZM197 217H198V216H197ZM9 218H11V217H9ZM13 218H14V217H13ZM13 218H12V219H13ZM21 218H22V217H21ZM36 218H37V217H36ZM102 218H103V217H102ZM120 218H121V217H120ZM122 218H123V217H122ZM143 218H144V217H143ZM151 218H152V217H151ZM194 218H196V217H194ZM7 219H8V218H7ZM33 219H34V218H32V220H33ZM73 219H74V218H73ZM9 220H10V219H9ZM19 220H20V219H19ZM36 220H37V219H36ZM49 220H50V218H49ZM79 220H80V219H79ZM96 220H97V218H96ZM124 220H125V219H124ZM145 220H146V219H145ZM165 220H166V219H165ZM197 220H198V219H197ZM1 221H2V220H1ZM5 221H6V220H4V222H5ZM10 221H11V220H10ZM46 221H47V217H46ZM136 221H137V220H136ZM188 221H189V222H188ZM17 222H18V220H16V223H17ZM20 222H21V221H20ZM49 222H50V221H49ZM49 222H48V223H49ZM59 222H60V221H59ZM111 222H112V221H111ZM111 222H110V223H111ZM141 222H142V221H141ZM193 222H192V223H193ZM2 223H3V222H2ZM2 223H1V224H2ZM11 223H12V222H11ZM34 223H35V222H34ZM61 223H62V222H61ZM71 223H72V222H71ZM101 223H102V222H101ZM187 223H186V224H187ZM197 223H198V222H197ZM17 224H18V223H17ZM24 224H25V223H24ZM28 224H29V223H28ZM52 224H53V223H52ZM52 224H50V225H52ZM72 224H73V223H72ZM72 224H71V225H72ZM193 224H194V223H193ZM5 225H6V224H5ZM10 225H11V224H10ZM32 225H33V223H32ZM60 225H61V224H60ZM62 225H63V224H62ZM143 225H144V224H143ZM2 226H4V225H2ZM16 226H17V225H16ZM27 226H29V225H27ZM53 226H54V225H53ZM123 226H124V224H123ZM145 226H146V225H145ZM152 226H153V225H152ZM50 227H51V226H50ZM80 227H81V226H80ZM124 227H125V226H124ZM142 227H143V226H142ZM31 228H32V227H31ZM33 228H35V227H33ZM44 228H45V227H44ZM96 228H97V226H96ZM188 228H189V226L187 227V229H188ZM4 229H5V228H4ZM10 229H11V228H10ZM81 229H82V228H81ZM100 229H101V227H100ZM146 229H147V228H146ZM190 229H192V228H190ZM7 230H8V229H7ZM31 230H33V229H31ZM51 230H53V229H51ZM60 230H61V229H60ZM70 230H71V229H70ZM72 230H73V226H72ZM78 230H79V229L77 228V231H78ZM105 230H106V229H105ZM183 230H184V229H183ZM119 231H120V230H119ZM150 231H151V229H150ZM150 231L148 230V232H150ZM160 231H161V229H160ZM165 231H166V230H165ZM186 231H187V230H186ZM15 232H16V231H15ZM21 232H22V230H21ZM29 232H30V231H29ZM29 232H28V233H29ZM50 232H51V231H50ZM69 232H71V231H69ZM79 232H80V231H79ZM96 232H97V231H96ZM181 232H182V231H181ZM183 232H184V231H183ZM32 233H34V232L32 231ZM53 233H55V232H53ZM53 233H52V234H53ZM66 233H67V232H66ZM72 233H73V232H72ZM75 233H76V232H75ZM84 233H85V232H84ZM162 233H163V232H162ZM188 233H189V232H188ZM67 234H68V233H67ZM133 234H134V233H133ZM151 234H152V233H151ZM184 234H185V233H184ZM186 234H187V233H186ZM28 235H29V234H28ZM32 235H33V234H32ZM42 235H43V234H42ZM53 235H54V234H53ZM63 235H64V234H63ZM147 235H148V234H147ZM165 235H166V234H165ZM179 235H181V234H179ZM179 235H178V236H179ZM188 235H189V234H188ZM17 236H18V235H17ZM17 236H16V237H17ZM33 236H34V235H33ZM33 236H31V237H33ZM48 236H49V235H48ZM78 236H79V235H78ZM181 236H183V233H182ZM64 237H65V235H64ZM75 237H76V236H75ZM149 237H150V235H149ZM156 237H157V236H156ZM187 237H188V236H187ZM10 238H11V237H10ZM14 238H15V237H14ZM22 238H23V237H22ZM46 238H47V237H46ZM76 238H77V237H76ZM179 238H181V237H178V239H179ZM182 238H183V237H182ZM28 239H29V238H28ZM30 239H32V238H30ZM53 239H54V237H53ZM74 239H75V238H74ZM100 239H101V237H100ZM149 239H150V238H149ZM149 239H148V240H149ZM13 240H15V239H13ZM37 240H38V239H37ZM77 240H79V239H77ZM134 240H135V239H134ZM156 240H157V239H156ZM185 240H186V237H185ZM187 240H188V239H187ZM18 241H19V240H18ZM23 241H24V240H23ZM63 241H64V240H63ZM71 241H72V240H71ZM175 241H176V240H175ZM175 241H174V242H175ZM182 241H183V240H182ZM8 242H9V241H8ZM11 242H13V241H11ZM14 242H15V241H14ZM20 242H21V241H20ZM31 242H32V241H31ZM64 242H65V241H64ZM158 242H159V241H158ZM177 242L179 243V242H181V241H180V240H179V241L177 240ZM185 242H186V241H185ZM138 243H139V241H138ZM141 243H142V241H141ZM149 243H150V242H149ZM183 243H184V242H183ZM4 244H5V242H4ZM9 244H10V243H9ZM12 244H13V243H12ZM19 244H20V243H19ZM50 244H51V243H50ZM71 244H73V242H72ZM154 244H155V243H154ZM159 244H160V243H159ZM174 244H175V243H174ZM17 245H18V244H17ZM164 245L166 246V244H164ZM5 246H6V245H5ZM11 246H12V245H11ZM14 246H15V245H14ZM20 246H22V245H20ZM24 246H25V245H24ZM48 246H49V245H48ZM57 246H59V245H57ZM72 246H73V245H72ZM142 246H143V244H142ZM148 246H149V245H148ZM165 246H164V247H165ZM167 246H166L165 248H167ZM180 246H181V245H180ZM182 246H183V245H182ZM9 247H10V246H9ZM108 247H109V246H108ZM151 247H152V246H151ZM157 247H158V246H157ZM161 247H163V246H161ZM177 247H179V246H177ZM2 248H3V246H2ZM30 248H31V247H30ZM30 248H29V249H30ZM34 248H35V247H34ZM44 248H45V247H44ZM50 248H51V247H50ZM149 248H150V246H149ZM154 248H155V247H154ZM158 248H159L160 250L162 249V248H160V246H159ZM175 248H176V247H175ZM48 249H49V248H48ZM63 249H64V248H63ZM63 249H61V250L63 251ZM108 249H109V248H108ZM111 249H112V248H111ZM169 249H170V248H169ZM173 249H174V248H173ZM33 250H34V249H33ZM45 250H46V249H45ZM45 250H44V252H45ZM54 250H55V249H54ZM142 250H143V248H142ZM167 250H168V249H167ZM167 250H166V251H167ZM181 250H182V249H181ZM9 251H10V250H9ZM15 251H16V250H15ZM38 251H39V250H38ZM132 251H133V250H132ZM140 251H141V250H140ZM151 251H152V250H151ZM171 251H172V250H171ZM10 252H11V251H10ZM29 252H30V251H29ZM29 252H28V254H29ZM40 252H41V251H40ZM46 252H47V251H46ZM48 252H49V251H48ZM58 252H59V251H58ZM58 252H57V253H58ZM142 252H143V251H142ZM152 252H153V251H152ZM152 252H151V253H152ZM13 253H14V252H13ZM17 253H18V252H17ZM61 253H63V252H61ZM71 253H72V252H71ZM103 253L105 254V252H103ZM160 253H161V252H160ZM160 253H159V250L156 249L155 252H153V253L151 254V255H152V258H151V263H150V264H158V263L160 262V261H159V260H160V255L162 254V253H161V254H160ZM164 253H165V252H164ZM169 253H170V250H169ZM171 253H172V252H171ZM49 254H50V253H49ZM52 254H53V253H52ZM107 254H108V253H107ZM147 254H149V253H147ZM166 254H167V252H166ZM166 254H165V255H166ZM2 255H3V254H2ZM43 255H44V254H43ZM45 255H46V254H45ZM28 256H29V255H28ZM28 256H27V258H28ZM33 256H34V255H33ZM36 256H37V255H36ZM40 256H41V255H40ZM61 256H62V255H61ZM61 256H60V257H61ZM162 256H163V255H162ZM4 257H5V256H4ZM103 257H104V256H103ZM105 257H106V256H105ZM163 257H165V256H163ZM169 257H171V256H169ZM169 257L167 256L166 258H169ZM1 258H2V257H1ZM34 258H35V257H34ZM34 258H33V259H34ZM38 258H40V257H38ZM38 258H37V259H38ZM98 258H99V256H98ZM10 259L12 260L13 258L11 257ZM19 259H20V257H19ZM29 259H30V258H29ZM43 259H44V258H43ZM45 259H47V258H45ZM51 259H53V258H51ZM104 259H105V258H104ZM169 259H170V258H169ZM62 260H63V259H62ZM62 260H61V261H62ZM102 260H103V259H102ZM146 260H149V259L146 258ZM166 260H167V259H166ZM15 261H16V260H15ZM20 261H21V260H20ZM52 261H53V260H52ZM55 261H56V260H55ZM67 261H68V260H67ZM97 261H98V259H97ZM103 261H104V260H103ZM103 261H102V262H103ZM0 262H1V261H0ZM4 262H5V261H4ZM37 262H38V261H37ZM62 262H63V261H62ZM100 262H101V261H100ZM102 262H101V264H102ZM149 262H150V260H149ZM166 262H167V261H165V264H166ZM8 263H9V262H8ZM16 263H17V262H16ZM45 263H46V262H45ZM64 263H65V262H64ZM66 263H67V262H66ZM104 263H105V262H104ZM54 264H56V263H54ZM94 264H95V263H94ZM97 264H100L99 261H98ZM105 264H106V263H105ZM163 264H164V263H163Z\"/></svg>",
  "mask_w": 264,
  "mask_h": 264
}]
</instances>
